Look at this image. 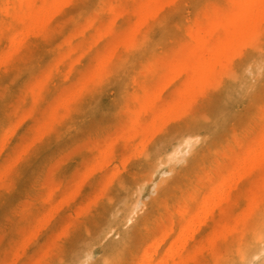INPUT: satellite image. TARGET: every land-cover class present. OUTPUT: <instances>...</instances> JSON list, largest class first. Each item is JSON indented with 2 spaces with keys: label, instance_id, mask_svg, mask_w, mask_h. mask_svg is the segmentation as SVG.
<instances>
[{
  "label": "rangeland",
  "instance_id": "rangeland-1",
  "mask_svg": "<svg viewBox=\"0 0 264 264\" xmlns=\"http://www.w3.org/2000/svg\"><path fill=\"white\" fill-rule=\"evenodd\" d=\"M6 1H8V0H4L3 2L7 3ZM72 1L73 0L68 2L67 5L65 6L66 9L64 8L62 10V11L65 10L64 12L66 14L64 12L60 11L50 21V24L52 22V25L50 28L53 27L52 30L55 33H53L52 31L50 32L51 29H49V31L47 29L45 31L46 35L45 34L41 35V37H40L41 39H39V37L35 36V38H33V40L30 43L27 42L26 45L22 46V48L24 50H22V48H21L19 50L20 52H17L18 54H15L16 58L14 60L9 61V63H7L8 61L7 62L4 61L3 64L0 63V68H1L0 69V74H1L0 75V79H1V81H0V143H1V146L5 142L4 139H6V142H5L4 146L2 147V151H0L1 152L0 153V169L2 170V172H0V182L1 183L4 182L7 185L11 184L13 182V184L9 185L8 188L6 187L7 185H5V187H4V185L0 183V264H7V262H9L8 264H18V263H20V264H22V263L23 264H43L45 261L46 262L44 264H48V263L49 264H67V261H69L70 259H71V261L74 260V264H104L107 260L112 264L113 260L110 259V256L113 257V255L115 256L114 259L117 262V263L115 262L116 264H135L136 262L138 264H140L141 263L140 261L142 258H137V256L140 257V256L144 255V253H145V252H143L144 246H148L149 244H153L154 242H152V241L154 239L156 240V236H157L158 243L160 241L159 246H158V244L154 243L153 244V251H151L152 249L149 250L152 246L149 249H147L148 251H151L152 253L154 252V250L157 251V253L154 252L152 254V255H154L153 256V264H155L158 261V257H159V261L162 258H165L164 254L165 253L167 254V252H168L167 249L169 250L170 246H172L170 244H173L174 239L177 238L176 236H178V234L180 236L181 235L180 232L184 231V229L186 228V226H184V223H187V225H189L187 227L188 229H189V227H191V228L197 229V230L194 231L192 229V231H191V229L190 230L186 229L189 231L188 232L189 235H186L187 232H185V235L183 236L184 239L183 238L181 239V240H183L182 242H180L179 239H176L175 243H177V246H178L179 242L182 244H183V242H185V243L183 244V246L180 245V243H179V245L182 246L183 248L176 247V248H179V249L181 248V249L178 250L179 251L178 254L175 253L176 255L174 258L172 256L171 258L168 257V260L166 259V262L168 264H174V263H172V258L174 261V260H176V258L178 259V256H179L178 260L182 259V261L181 262L179 261V263H176L177 262V260H176L175 261L176 264H180V263L181 264H189V262H191L192 264L194 262L195 263L198 262L201 264V263L205 262L206 258H207V262H206L207 264H221V263L222 264H250V262L252 264H264V253H261V254H259L258 257L254 258V254L260 253L261 250H260L259 243H256V241H254L252 238L253 232L257 231L259 229V227H261L263 225L262 222L264 221V217H263L264 205H258V206L252 205V200L258 201L264 196V163L261 164V166H259L255 171H253L251 173L250 172L245 173L244 175L242 174V176H244V177L240 176L242 178H239L238 175H237L238 177H236L235 176L236 173H234L236 171H233L234 168L239 165L238 160L240 159V157L243 158L242 155L245 156V154H247L245 152L246 151L248 152V149L250 147L248 146L249 147L248 148V147H246V145H248V144L252 145V142H253L252 140L254 139V137H255V139H256V137H259L260 136V135H258L259 132L261 133L262 130L264 129V127H263L264 126V106H263L264 105V66H263L264 63L260 59L259 60L257 59V58H259L258 56H249V55L244 54L242 52V49L244 48L243 47L240 51L238 59L235 62H228L226 65H224V67L222 68L221 71H219L218 73L214 74L211 77V79L207 82V84H205L203 87H197L194 91L191 92V94L187 93L188 92L187 89L190 88L189 84L194 83L193 80L192 81L188 80L192 77V76H190V78H189V74L191 72V71H189V69L191 67L190 62H191L192 58L191 57L188 58L191 55L192 51L194 50V47H193L194 46V40L192 37L198 31L204 30L207 27L206 24H208L211 21V18H212V20H214V19L219 20L221 17L223 18L225 16V14H227V12H229V10L232 9L233 4H234L233 0H225V1L223 0L224 3L219 2L222 0H215L216 3L215 2L213 3L214 0H206V1L204 0L205 3L203 2V0H178L176 3L164 4L165 8L163 9V12L157 14V16L153 17L150 21H148L147 23H145L143 25L142 29L140 30V34H139L140 36L143 35L141 37L139 36L141 41L140 40L136 41L134 43V45H132V47H130L129 49H125V48L121 49L120 46L123 43H125L126 41H128L127 39L131 34V33L129 34V31H131L129 29V27L134 26L135 23H132V22L137 20V17H138L137 16V4H136L135 0H133L134 2H132V0H131V2H129L130 0H127V1L126 0H122V1H120V0H107V1L106 0H103V1L102 0L101 1L100 0H82L80 2H79V0H74L73 3H72ZM9 2H11V0H9ZM76 2H78V3H76ZM104 2L106 4H104ZM110 2H111V4H110ZM217 2H219L220 6L218 5ZM80 3L83 7L80 5ZM82 3L85 5H83ZM119 3H120V5H123V6L119 7ZM108 4H110V5H108ZM184 4H185V6H184ZM211 4H213V5H211ZM223 4H225V5L227 4V5L225 6ZM208 5H209V7H207ZM221 5H222V7H221ZM100 6L101 7L103 6L102 9L106 13H103L102 9H100L101 8ZM134 6L136 7V9ZM198 6H199V8H198ZM68 8H69V10H67ZM81 8H82V11H81ZM126 8H127V10H126ZM205 8L207 9V11L205 10ZM123 9H125L126 11ZM177 9H179V10H177ZM180 9L181 10L184 9V10H182V12H181ZM130 10H133V13ZM81 12H83L85 15L80 14ZM172 12H173V14H171ZM101 13H102V16L104 17V20H102V16L100 15ZM109 13L111 14V17H114V18H111L109 16ZM198 13L199 14L202 13V14L199 16ZM59 14L65 15L66 17L60 16ZM78 14H80L82 16H78ZM58 15H59V17H58L59 20L56 18V16H58ZM96 15H100L101 17H99V16L96 17ZM131 15L132 16L136 15V17L133 16V18H132ZM163 15H164L166 20L168 18L169 19L166 21L163 18ZM128 16H131V18L134 21L131 18H129ZM98 17H99V19H98ZM160 17H161V23L159 21ZM54 18L57 19L58 22H60L58 24L59 26L61 23H64V22H62V21H64V19L67 20V23L65 21L66 25L63 26L64 28H62V24L60 27L57 24L55 25L54 24V21H55ZM199 18L201 19V21ZM60 19H61V21H60ZM95 19H98V20L95 21ZM105 19H106V21H105ZM127 19H129V21ZM155 19H156V21H159L158 23H160L159 24L160 26L157 24ZM193 19H194V21H192ZM89 20H91V22ZM101 20L103 22H101ZM125 20H127L128 22L127 21L125 22ZM130 20H132L131 25L133 24V26L130 25ZM163 20L165 21L164 22L165 24L163 23ZM185 20H187V21H185ZM113 21H115V22H113ZM204 21H207V22H205V24H204V23H202ZM58 22L56 21V23H58ZM87 22H89V23H87ZM104 22H106V23H104ZM102 23H104L106 25L103 26ZM153 24H157V25L155 26ZM161 24H162V26H161ZM163 24L166 26H164ZM182 24L184 25V27ZM54 25L58 26V27L56 28ZM95 25L97 27H99L100 29L96 28ZM101 25L103 26L102 27L103 29L100 27ZM109 25H112V26L110 27ZM150 25H153L155 27L154 28H153V26L150 27ZM108 27H110V28L108 29ZM112 27L114 28V30L112 29ZM148 27L150 28V31H148L149 30ZM164 27L167 28L168 32H167L166 28L164 30ZM187 27H188V29H187ZM60 28H62V29H60ZM95 28H96V30H95ZM183 28H186V29L184 30ZM54 30H56V31H54ZM77 30H79V31H77ZM151 30L153 31V33ZM181 30H183V31L181 32ZM70 32H73V33H70ZM90 32L93 33L94 35L90 34ZM146 32H149V33H146ZM47 33H49L50 35ZM165 33H166V35H164ZM71 34H72V36H71ZM89 34L92 35L91 36L92 38L91 37L88 38ZM65 35L67 38H65V40H63ZM68 35H70V36L68 37ZM144 35L147 38L150 37L149 42H148V39L146 40ZM58 36H60V37H58ZM120 36H121V38H119ZM126 36H128L127 39H126ZM83 37H85V40H86V38L89 39V41H88L89 43L87 42V40L86 41L83 40ZM116 37L119 38V40ZM107 38H109V39H107ZM142 38H144V39H142ZM167 38H168V41H167ZM171 38L173 40L176 38L178 41L174 40L176 42L175 43L174 41H172ZM45 39L48 41H46ZM79 39H82V40H79ZM113 39H114V42H113ZM116 39L118 40V42ZM161 39H164L165 43L163 40L161 41ZM187 39H189V41H187ZM35 40L36 41L38 40V43ZM50 40L51 41L57 40L56 42L58 44H56L55 41L51 42ZM58 40H59V42H58ZM61 40L63 41L62 44L60 42ZM40 41H41V45H38V44H40ZM115 41L118 44L120 41L122 43L119 45L118 44L113 45V43H115ZM3 42H4V40L0 41V44H1L0 45V50H1L0 55L4 54L6 51H8L10 49L9 48L10 44H8L10 42L9 41H5V43H3ZM77 42H79V43H77ZM177 42H178V44H177ZM183 42H184V45H183ZM34 43H36V44H34ZM85 43H86V45H85ZM140 43H142L143 45L142 44L139 45ZM146 43L149 46L146 45ZM157 43H158V45H157ZM160 43H164V45H162ZM79 44H83V45H79ZM87 44H89V45H87ZM153 44H155L154 46H156V47L158 46V47L157 48L153 47L152 46ZM76 45L79 47H77ZM103 45L105 48H107V49L109 48V52H111L112 56L117 57V58H115L117 60L114 59L113 62L109 63V65H111V66L114 65V68L116 71L120 69L119 71H117L118 74H116V73L111 74V72L113 73V71L114 72H116V71L112 70L113 67L112 68L108 67L109 65L105 67L104 71H98L99 70L98 64L100 63L102 58H106V56L108 55V54H106V52H108V51L106 49H104ZM108 45L111 48L108 47ZM136 45H139V46H136ZM2 46H4V47H2ZM65 46H67V47H65ZM68 46L70 49L68 48ZM70 46H72V47H70ZM80 46H83V47L81 48ZM115 46H116L115 49H117V50L114 49L115 51H113V48ZM117 46H119V47H117ZM170 46H172V47H170ZM54 47H55V49L56 48L57 49L55 50ZM101 47H103V48H101ZM144 47H146V49ZM66 48L68 49V52H67ZM79 48H80V50H83V52L80 51ZM172 48L174 50H172ZM27 49H31V50H29L31 52H27L28 51ZM63 49H65V52ZM119 49H120L121 53L119 52ZM138 49H139V51H136ZM54 50H55V52H54ZM59 50H61V51H59ZM84 50H86V51H84ZM88 50H89V52H88ZM90 50H91V52H90ZM94 50H96V52H94ZM151 50H159V51H152L151 55H153L155 53H157V54H155L156 56L155 55L150 56L149 51H151ZM179 50L183 51V52H181L182 54L180 53L181 54L180 56L177 55V54H179V52H178ZM189 50L191 53H189ZM22 51H24L23 54H22ZM141 51H142V53H141L142 56L139 55V53ZM169 51H170V53H171V51H173L174 54L171 53V56H169V54H170ZM104 52L106 54L105 56H103ZM137 52H139V53H137ZM164 52H166V53H164ZM62 53L64 55H62ZM91 53L92 54L94 53V54L92 55ZM167 53H168V56L166 55ZM56 54H59V55L57 56ZM85 54H87V55H85ZM117 54H119V55H117ZM73 55H75V56H73ZM94 55H95L96 59H95ZM111 55H108V56H111ZM123 55H124V57H122ZM159 55H161V56H159ZM174 55H177L178 57H176ZM71 56H73L74 58ZM158 56L160 58H158ZM163 56H164V58H162ZM156 57L159 60L155 61ZM165 57H167V58H165ZM68 58H71L72 60L70 59L71 61L68 60V62H67ZM97 58H99V59H97ZM121 58L123 60V63H122V61L120 62ZM93 59H95V63H96L95 65H94ZM151 59L154 60L155 62L152 61ZM161 59H163V61ZM166 59L167 60L171 59L173 61H175L177 59V61H175V62H177L175 64V68L173 65L174 62L172 61L173 66H171V60L168 62ZM17 61H19V62H17ZM118 61L123 65H124V61H125V63L127 62L128 66L126 65L125 67L126 68L128 67L129 69H127V71H126L125 67L123 65H121L120 63H114V62H118ZM135 61H137V63ZM260 61L262 62V64H260L261 63ZM64 62H65V64L63 65L62 63H64ZM69 62H70V65H69ZM146 62H148L150 64V65L148 64V67H146L147 65L146 66L144 65L145 67L143 66V63L146 64ZM15 63H18L16 65L18 68L14 65ZM154 63H156V64H154ZM178 63H179V65H178ZM115 64H116V67H115ZM4 65H6V66H4ZM117 65H121V66H119V68H118ZM153 65H155L154 67L157 66L156 68H158V69L154 68ZM260 65H262L261 68L259 67ZM2 66H4V67H2ZM62 67H63V69H62ZM74 67H75V69H74ZM142 67L146 68V70L144 68H143V70H141ZM179 67L180 68L185 67L184 69L188 68L187 72L184 74H179L180 71H177L180 69ZM253 67L256 68V70L258 68V70L257 71L255 70V72H254V70L251 69ZM2 68H4V69H2ZM5 68L7 70H5ZM72 68H73V70H72ZM91 68H92V70H91ZM116 68H118V69H116ZM159 68L161 70L163 69L162 75H161L162 72L161 73L159 72V74L157 72V71H161ZM247 68L251 72H249V70ZM68 69H69V71H68ZM95 69H96V71H95ZM107 69L108 70L110 69L109 70L110 73H109V71H107ZM130 69H132V71ZM245 69H246L247 73H245V71H244ZM121 70H123V71H121ZM228 70H229L230 74L228 73ZM240 70H241V74H240ZM94 71H95V73H94ZM145 71H146V73H145ZM147 71L151 72V73H148ZM153 71L155 73H157L158 75L155 74L156 75L155 76ZM6 72H7V74H5ZM31 72H33V73H31ZM169 72H171V73H169ZM236 72H238V73H236ZM93 73H94V75H93ZM147 73H148V75H146ZM174 73L175 74L177 73L178 76L175 75ZM249 73H250V75L248 76L247 74H249ZM29 74L31 76L30 78H29ZM109 74H111L112 76H109ZM138 74H139V77L137 76ZM169 74H170V78H169V76H167ZM238 74H240V75L238 76ZM13 75H14V77H13ZM142 75H143V78H141ZM149 75H151V76L148 77ZM152 75L154 76L155 79L150 80L153 78ZM108 76L111 78L113 76L117 78L118 82L116 83V86L111 87L110 89L109 88H104V89L99 88L98 85L100 84V82H106L107 80L110 79V78H107ZM144 76H147L148 78L145 79ZM157 76H159V78L161 76V78L159 79ZM163 76L166 79L168 78V80L166 81V79ZM233 76L235 77V79L237 77L238 78L240 76L241 77L239 79L237 78V80H233ZM61 77H62V79H61ZM86 77H88V78H86ZM162 78H163V83H160L162 81ZM193 78H194V80L197 79V77H194V75H193ZM193 78H191V79H193ZM63 79H64V81H66V80H68V81L64 82ZM142 79H143V82H142ZM148 79L151 81L150 84H149L150 81ZM156 79H158V81H157L158 84L159 83L163 84V87L158 88L159 90L157 91V93H159L160 91L161 92L159 94L156 93L157 95L154 96L155 95L154 92H156L158 84H157V82L153 84L152 81L155 82ZM146 80H148L149 82L144 83ZM169 80H171V83L168 82ZM35 81L39 82V83H36ZM79 81H82V82L79 83ZM123 81L126 82L127 84L124 83ZM138 81H140L139 84H138ZM164 81L168 82L169 84L164 82ZM63 82H64V84H63ZM67 82H68V84H67ZM141 82H142V84H141ZM178 82L180 85L177 84ZM183 82H184V84H182ZM84 83L87 85H85ZM91 83L93 85H95V84L97 85V86L95 85L96 86L95 91H94V86H92ZM165 83L168 84L167 87L164 86ZM31 84H33V85H31ZM65 84H67V85H65ZM140 84L141 85L147 84V85L146 86L143 85L144 86V88H143ZM42 85H44V87ZM124 85H127V86H124ZM151 85H153V87ZM90 86H91V88H90ZM149 86H151L153 88L151 90L154 91L153 96H154L155 102H154V99L152 97V94H151L152 91H150ZM73 87H74V89H73ZM159 87H161V86H159ZM28 88H29V90H28ZM163 88H164V91H162ZM44 89H45V91H43ZM145 89H149V91L145 90ZM240 89H242V90L240 91ZM91 90H92V92H91ZM196 90H197V92H196ZM79 91L80 92L85 91V92H87V94H84L85 92H83V93L81 92L83 94L82 95V94H80ZM44 92H45V94H42ZM148 92H149V94H148ZM166 92H168V94ZM183 93H185V95ZM238 93H239V95H238ZM63 94H65V95H63ZM72 94L74 95L73 97L75 100L74 99H72V101L68 100V99H71L69 97ZM140 94H142V96H141L142 99L139 98ZM164 94H165V96L170 95L167 98H169L173 95V98L172 97H171V99L169 98L170 100L168 101V99H166ZM66 95H68V96H66ZM159 95H160V98H159ZM39 96L42 99L38 98ZM62 96H64V97H62ZM61 98H63V101ZM132 98H134V99H132ZM151 98H152V100H150ZM174 98H177L176 102H175ZM182 98H184L185 101H186V98L188 99L187 105L182 104V103H185L184 99H182ZM60 99H61L62 103L60 102ZM78 99H81V100H79L80 102L78 101ZM32 100L34 102H37V103H34ZM43 100H45V101H43ZM64 100H65V102H64ZM148 100H150L152 102L150 103V101H149V103H148ZM39 101H41V102H39ZM131 101H132V104H131ZM134 101H135V104H137L139 106V108L137 105L135 106ZM32 104H35V105H33L34 108H33V106H31ZM63 104H67L68 106L66 105V107H65V105H63ZM69 104L70 105L72 104V105L70 106ZM165 104L167 106L170 104L169 105L170 107L168 106V108H167V106ZM178 104H179V108L177 107ZM58 105H59V108L57 109V107H55V106H58ZM129 105H130V107H129ZM131 105H132V107H131ZM143 105H147V106L149 105L148 106L149 108H143ZM21 106L23 107V109ZM27 106L32 107V108H28ZM51 106H53V110L58 111L60 109L58 111L60 114L58 112L57 113L59 115L56 114L55 113L56 111L51 112V110H52ZM133 106H134V108H133ZM67 107H70V108H67ZM73 107H75V108H73ZM140 108L142 109L141 111H140ZM17 109L19 111H17ZM28 109L32 110V111H29ZM63 109H64V111H63ZM71 109H74V111ZM175 109L177 110V112L175 111ZM155 110L157 112L153 113V111H155ZM72 111H73V113H72ZM135 111L137 112V114L134 116L133 114H135ZM28 112H30V113H28ZM149 112L153 114L152 118L154 116L157 117V118L154 117L156 120V121L154 120V122H156V123H154L155 125L151 123V121H153V120H152V118L150 116L151 114ZM223 112H225L224 114L227 115L226 117H225V115H223ZM22 113H23V116H22ZM53 113H55V115ZM165 113L168 115H166ZM69 114H70V116H69ZM46 115H48V116H46ZM148 115H149L150 119H149ZM25 116L27 117V119ZM49 116L52 118L49 119L50 118ZM55 116H56V118H55ZM58 116H60V117H58ZM63 116H64V118H63ZM137 116H139L140 121H141V119H143L145 121L142 120V122H140V123L137 122L138 121ZM146 116L149 119V121L146 120L147 119ZM163 116H165V117L167 116V118L169 120L165 117H164L165 118V120H164ZM127 117H129L128 120H131V122L132 121L135 122L134 126H133V124L129 123L130 121L128 122L129 125L126 124L127 120H125V119H127ZM188 117H190L191 119H189ZM195 117L198 118L199 121L198 120L195 121ZM20 118L23 119L22 120L23 122L20 120ZM47 118L49 120H51V122H49ZM144 118H146V119H144ZM184 118H186V120H183ZM208 118H210L211 120ZM60 119H63V121L61 122V124H57L61 121ZM134 119L136 121H134ZM187 119H188V121H187ZM214 119H215V122H214ZM19 120L21 122H19V124L14 125V123H17L16 121H19ZM208 120H210V121H208ZM42 121L45 122L44 124L46 126L43 125ZM207 121L210 122L211 124L208 123ZM203 122H207V123H203ZM212 122H214L215 125H212L213 124ZM40 123H42V124H40ZM196 123H197V125H196ZM38 124H39V126H38ZM12 125H14V126H12ZM47 125H48V127H47ZM53 125H55V126H53ZM34 126L36 129L34 128ZM37 126H38V128H37ZM51 126H53V127H51ZM125 126H128V127L131 126L132 128L130 127V129H129L127 127L128 129L126 130ZM153 126L155 128H153ZM9 127H13V128H9ZM5 128L7 130L9 128V130H8L9 132L7 131L8 133H6V134H5V130H6ZM43 129H45V130H43ZM153 129H154V131H153ZM125 130H126V133H125ZM132 130L134 132H132ZM44 131H46V133H44ZM47 131H49V132H47ZM122 131H123V133H122ZM135 131H138L137 135H136ZM178 131L180 133H178ZM148 132H149V135H148ZM173 132H175V133H173ZM42 133H44V135H41ZM33 134L34 135L37 134L36 135L37 140L34 136V138H33L34 141L32 142ZM117 135L120 137L118 138ZM113 137L116 140L118 139L117 142H116V140H115V142L110 140L111 138L114 140ZM142 137H144L143 138L144 141H143ZM102 139H104V140L107 139L109 142L112 141V142L108 143V145L113 144V142H114V145H112V146L109 145L110 147L108 145H104L105 141ZM196 139H198V141ZM35 140H36V142L37 141H39V142L36 143ZM41 140H43V141H41ZM107 140H106V144L108 142ZM140 140H142L143 142L140 143ZM2 141H4V142H2ZM119 141H121V142H119ZM27 142L29 145L25 144ZM97 142H99V145L97 144V146L94 149H92L94 144ZM23 143L25 144L23 147L29 146L28 148L25 147L24 148L25 150L21 147L23 145ZM100 143L102 145H104L105 147L101 145V147H100L101 149H100L98 147V146H100ZM30 144H31V146H30ZM116 144H117V146H116ZM184 144H185V146H184ZM187 144L193 145V146H188ZM123 145H125V150L127 149L126 150L127 152H125L124 148H122ZM106 146H108L109 148H107ZM31 147H34V150H32ZM102 147H103V150H102ZM115 147H116V149H115ZM188 147L190 149V152H189ZM237 147H238V150H237ZM243 147H245V148H243ZM3 148H4V150H3ZM26 148H27V150H26ZM186 148L188 150H186ZM8 149H9V151L7 152ZM88 149H89V151H88ZM104 149H106V151H108L109 153L106 152ZM0 150H1V148H0ZM17 150H19V151H17ZM31 150H32V153H31ZM101 150H102V152H100ZM20 151L23 152L22 158H19L21 156ZM25 151H26V153H25ZM29 151L31 154L28 153ZM103 151H105L104 153H106V155L103 153ZM18 152H19V154H18ZM98 152L102 154V155L100 154L101 159L97 158V157H99ZM237 152H238V154H237ZM124 153H126V155ZM14 154H15V156H14ZM25 154H27V155H25ZM170 154H173V156L171 155L172 158L169 157ZM146 155H148L149 157H147ZM150 155H151V157H150ZM183 155H185V157ZM24 156L26 158H24ZM15 157L18 158L19 160L20 159L21 160L19 161L17 159V161H18L17 162ZM103 157H106V158L103 159ZM173 157H175V158H173ZM11 158L15 159V160H13L15 163L11 162L12 161ZM147 158H149V159L147 160ZM24 159L27 163L26 162L24 163ZM95 159H97L96 160L97 165L96 164L94 165ZM4 161L6 163H4ZM62 161L64 163L60 164V162H62ZM102 161H104V163ZM22 162H23V164H22ZM10 163H12V164H10ZM90 163H93V165H94L92 167L91 171H89L90 166L88 167V165H90ZM2 164L4 165L3 167H1ZM8 164H10V165L8 166ZM14 164H16V165H14ZM59 164L61 165V167H59L60 166ZM10 166H12V167L8 168ZM15 166H17V167H15ZM91 166H92V164H91ZM43 167H44V169H43ZM228 167H230L231 169L233 168V169L230 171V168H228ZM45 169H46V171H45ZM87 169H89V170L87 171ZM225 169H226V171H225ZM24 170L26 172H24ZM39 170L41 171V174L39 173L40 172ZM37 171H39V172H37ZM86 171L88 173H86ZM229 171L231 172V174ZM11 172H12V175L10 174ZM227 173L230 174V178H229V179H231L230 181H227V179L225 181L223 178L224 176H226L225 174H227ZM36 174H38V175H36ZM229 174H227L228 177H229ZM14 175H15V178H13ZM42 175H43V177H42ZM8 176H10L12 178H10ZM234 176L236 177V179H240V180L237 182V180L235 179V181L233 182V180L235 178ZM108 177L111 179H108ZM114 177H115V179H114ZM34 178H36V179H34ZM39 178H41V180ZM232 178H233V180H232ZM45 179H46V182L44 181ZM105 179L109 180V181L106 182ZM219 179H220V181H221V179H223L222 182L217 181ZM7 180L10 182L6 183V182H8ZM82 180H83V182H82ZM215 180H216V182H218V184H216ZM47 181H48V183H47ZM104 181L107 183V186L105 185ZM41 182H42V184H41ZM124 182H126V183L124 184ZM206 182H208L207 183L208 185L206 184ZM211 182L216 184L217 186H219V184L222 183L223 185L222 184H220V185H222L225 188L228 187V188H226L227 190L226 189L224 190V188L222 189V186H220L221 187L220 190H224V192H227L228 190L230 191L229 193L227 192V194L224 193L225 196H224L223 200H220L221 199V198H219L220 195L218 196L217 194H215V195L212 194L214 192L210 191ZM225 182H229L230 184L232 183L231 184L232 187H229L230 184L225 183ZM77 183L79 185V188L77 185V188L79 190L76 189V187H74V185ZM128 183H129V185H128ZM54 184H56V185H54ZM204 184H205V186H204ZM112 185H114V186H112ZM206 185L209 187V190H208V187L204 189V187H206ZM243 185H244V188H243ZM54 186H55V188H54ZM126 186H128V187H126ZM240 186H242V188ZM10 187H12V189H9ZM21 187L22 188L25 187V188L21 189V191H20ZM45 187H48V188H45ZM109 187H110V189H109ZM213 187H215V186L213 185ZM64 188H66V190ZM1 189H2V191H1ZM26 189H27V191H26ZM47 189H48V191H47ZM61 189L62 190L64 189V191H62ZM50 190H52L53 193ZM74 190H75V192H73ZM121 190L123 193L121 192ZM206 190H208V191L206 192ZM56 191H57V193H56ZM236 191L241 193V194H239V196H241V195L243 196V198L239 199V201H237L238 200L237 199L238 193ZM19 192L22 195H20ZM68 192H72V194H74V195L72 196L71 193L69 194ZM209 192H211V193H209ZM234 192H235V194H234ZM14 193H15V195H14ZM16 193H17V196H16ZM46 194H47V196H46ZM205 194L207 195V197H208V195H210V198H212V195L215 196L213 198H215L214 200L216 201V202H214L213 199L209 198L211 201L214 202V205L212 206V208L210 206V208H209L210 211L208 214H207L206 210H205V213L203 211H201L202 206H200V204L198 203L199 200H201V201L204 199L207 200V197H204V196H206ZM216 195L218 196L219 199L216 198ZM61 196H63L62 199L65 197H67L68 199H63L62 200L63 202L57 203L56 201H61L60 200ZM178 196H180V198ZM232 196L235 198V200H233ZM239 196H238V198H239ZM21 197H22V199H21ZM42 198H44V199H42ZM107 198H110L111 200L107 199ZM31 199L33 200V202L29 204V201H32ZM34 199H35V201H34ZM52 199H53V203H52ZM49 200H50V203H49ZM173 200H174V202H173ZM210 200H209V202H210ZM231 200H233V201H231ZM5 201H7V202H5ZM26 201H28V203ZM55 202H56V205L58 204L56 206L58 208V210L55 209V207H54V209L50 208L53 205H55ZM139 203H141V205ZM165 203H166V206L164 208L163 206L165 205ZM194 203H195V205H194ZM191 204L194 205V209L191 208V207H193V205H191ZM29 205H31V206H29ZM176 205H177V207H176ZM210 205H212V204H210ZM198 206L200 207L201 214L198 210L199 209ZM197 207H198V209H197ZM49 208L51 209V211L49 210L50 212L47 211V209H49ZM162 208L164 210H166V212H164L165 214L163 213ZM250 208H252V209H250ZM196 209L198 210V213H195V216H196V214H200L201 217L199 216V219L202 218L201 219V221H202L201 225H198L201 222V221L199 222L198 220L195 221L196 223L193 220H191L192 224L190 222H188L191 218H193L194 210H196ZM52 210L55 212V214L53 212V215L51 214ZM186 210L189 211L188 212L189 213L188 218L190 217L189 219L188 218L184 219L182 217V214ZM234 210H238V211H235L236 213H234ZM43 212L46 213L45 216L43 215L44 214ZM88 212H89V214H88ZM159 212L162 215H160ZM248 212H250V214ZM48 213H50V217L47 216ZM86 214H88V215H86ZM191 214H193V216ZM202 214L204 215V217L202 216ZM205 214L207 217L205 216ZM238 214H239V216H238ZM41 215L44 216L43 219L46 217V220L44 219V221H43ZM154 215L157 217H155ZM195 216H194V219H196ZM221 216H223V217H221ZM230 216H232V217H230ZM38 217H41V220H38V221H41L40 223L37 221ZM80 217H82V218H80ZM197 217H198V215H197ZM156 218H158L157 221H156ZM182 218H183L184 222L181 221ZM227 218H229V220ZM38 219H40V218H38ZM151 219H153L154 221H152ZM218 219L219 220L221 219V220L218 222ZM130 220H131V222H129ZM185 220H186V222H185ZM214 220L217 222V224H216V222H214ZM72 221H74V222H72ZM151 221H152V223H151ZM169 221L171 222V224ZM238 221H239V223H238ZM36 222H38V223H36ZM52 222H54V223L52 224ZM97 222L99 225L97 224ZM167 222L169 225H167ZM222 222H224V223H222ZM143 223L146 224V226H145L146 228L144 227ZM177 223L181 224V225H176ZM64 224H65V226H64ZM164 224H165V226H164ZM196 224L198 226H196ZM140 225L142 227H140ZM161 225H162V228H161ZM206 225H207V227L208 226L209 227L207 228ZM214 225L217 227H215ZM150 227H152V229L156 228L155 229L156 231L152 230ZM183 227H185V228H183ZM212 227H213V229H211ZM149 228H150V230H149ZM160 228H161V230H160ZM34 229H35V232H34ZM235 229H237V231L239 229V232L236 234H233V231ZM243 229H247L248 234H250V236H248V234L246 236L241 235V234H243ZM31 230H33V231L31 232ZM158 230H160V231H158ZM38 231H39V233H37ZM88 231L91 232V234ZM144 231H145V235H144ZM151 231L152 232L154 231L155 235H153L154 233L152 234ZM62 232H64V233H62ZM69 232H71V235H72V243L68 246H64L60 243V239H61V237L66 236ZM147 232H148V234H147ZM149 232H150V234H149ZM173 232H176V233H173ZM208 232H209V234L206 236L201 235L202 233L207 234ZM29 233H30V235H31V233H33V235H31L33 239L30 236H28ZM130 233H132V234L130 235ZM221 233H222V235H221ZM140 234H141V236H139ZM162 234H164V237ZM212 234H214V235H212ZM50 235H53L54 238H53V236H50ZM84 235H86L88 237H86ZM146 235H148V236H146ZM149 235L150 236L152 235V236L150 237ZM158 235H162L163 238H161V236H159L160 238H158ZM209 235H210V237H209ZM131 236H132V238H131ZM202 236H203V238H201ZM234 236H236L237 238H234ZM23 237H26V238L29 237V238L26 239V242L25 241L21 242L22 239L24 240ZM129 237L132 241L129 239ZM140 237H142V238H140ZM145 237H146V239H145ZM186 237L188 238V240H186ZM205 237L209 238V239H205ZM34 238H36V239H34ZM147 238H149V241H147L148 243H146V240H148ZM178 238H180V237H178ZM232 238L236 239V240H234V243H233V241L231 243V240H233ZM29 239L30 240L32 239V240L30 241ZM151 239H153V240H151ZM161 239H162V241H161ZM199 239L202 242H204L206 240V241H209L210 243L205 241V243L201 244L199 241H197V242L195 241V240H199ZM201 239H203V240H201ZM141 240L142 241L144 240L145 242L143 241L144 242L143 243V242H141ZM177 240H179V242ZM51 242H53V245L56 244L55 246H57V244H58V246H57L58 248L57 247L54 248L52 245H50ZM87 242H89V243L87 244ZM192 242L194 243L195 247H193V245L191 247V244H193ZM227 242H229L232 245V248H231V245ZM22 243H24V245H27L29 243L28 244L29 247L27 246L28 248H26V253H25V247L26 246L23 247L24 245H22ZM196 243L199 244V247H198L199 249L197 248V245H195ZM44 244H45V246L47 245L46 247H49V250H48V248H46L44 246ZM125 244H129V245H125ZM140 244H141V246H140ZM188 244L190 246H188ZM204 244L206 246H203ZM216 244H218L217 247H219L220 244L221 245L223 244L224 247H222L223 250H221V252L219 249H222V248L220 247L218 249L217 247H215ZM16 245H17V249H16ZM122 245H123V248H121ZM156 246H158V247H156ZM187 246L192 248L191 250H193V252L189 248L190 252L186 253L188 256H185L186 258L183 259V258H181V256H182V254L184 256L185 252L188 251ZM207 246H211V247H207ZM225 246H227L226 249H228V246H229V249L227 251H225L226 250ZM40 247L42 248V250ZM114 247H116V249ZM141 247H143V248H141ZM45 248H46V250H44ZM124 248L127 250H125ZM138 248L140 251H138ZM145 248H148V247H145ZM164 248H165V250H164ZM19 249L20 250L23 249V251L21 252ZM51 249L53 251L52 255H51L52 251H50ZM121 249H122V251L125 250V251H123L124 253L121 251ZM197 249H198V251H197ZM54 250L56 252L58 250V252L56 253ZM147 250H146V254L148 252ZM181 250H182V252H181ZM218 250L221 254L218 252ZM17 251L19 253H17ZM40 251H41V253H40ZM120 251L122 252L121 254H120ZM222 251H224V252H222ZM231 251H232V253H231ZM13 252H14V254H13ZM47 252H48V254H47ZM141 252L143 254H141L139 256L138 254H140ZM163 252H165V253H163ZM206 252H207V254H209V252H210L212 255L210 254L209 258L204 257L206 255ZM244 252H246L247 254L246 253L244 254ZM24 253H25V255H24ZM135 253L137 254V256L134 259L135 255H136ZM224 253H225V255H224ZM41 254H42V256H41ZM45 254H46V256H45ZM161 254H163V256ZM166 254H165V256H166ZM189 254H190V256H189ZM194 254H196V255H194ZM199 254L201 255V258H202V256L204 257L203 262L201 261L203 259L199 260L200 259ZM226 254H227V256H226ZM89 255H90V257H89ZM117 255L121 256L119 258V260H118ZM159 255L162 257L161 259H160ZM198 255H199V257H198L199 259L197 258ZM44 256H45V258H44ZM214 256H215V258H214ZM243 256H244V259L242 258ZM16 257H18V258H16ZM70 257H72V258H70ZM155 257L157 258V261L155 260V263H154V259H156ZM15 258L17 259V261ZM116 258H117V260H116ZM213 258L216 260H214ZM13 259H15V260H13ZM19 259H21V260H19ZM103 259L105 262L103 261ZM138 259H140V260H138ZM196 259L199 260L200 262L197 261ZM219 259L221 262L218 261ZM49 260H51V261H49ZM211 260H214V262L211 263ZM47 261H48V263H47ZM108 261L105 264H108ZM131 261H132V263H131ZM115 263L113 262V264H115ZM167 263H165V264H167ZM198 263H196V264H198Z\"/></svg>",
  "mask_w": 264,
  "mask_h": 264
},
{
  "label": "bare ground",
  "instance_id": "bare-ground-1",
  "mask_svg": "<svg viewBox=\"0 0 264 264\" xmlns=\"http://www.w3.org/2000/svg\"><path fill=\"white\" fill-rule=\"evenodd\" d=\"M4 0H0V41L1 40H4V42L3 43H5V41H9L10 43H8V44H10V46H9V50L8 51H6L4 54H1L0 55V63H2L3 64V62L4 61H8L7 63H9V61H12V60H14L15 58H16V55L15 54H18L17 52H20L19 50L22 48V46H24V45H26V43L27 42H31L32 40H33V38H35V36H37V37H39V39H41L40 37H41V35H43V34H45L46 35V30L48 29V31H49V29H51L50 30V32L52 31L53 32V30H52V28H50L51 27V25H52V22H51V24H50V21L52 20V18L55 16V15H57L60 11H62L64 8H65V6L67 5V3L68 2H70L71 0H11V2H9V0L8 1H6L7 3H4L3 2ZM74 1V0H73ZM73 1H72V3H73ZM80 1H82V0H79V2ZM101 1V0H100ZM99 1V2H100ZM103 1V0H102ZM107 1V0H106ZM120 1H122V0H120ZM127 1V0H126ZM125 1V2H126ZM178 0H135V2H136V4H137V20H133L132 18H133V16H132V18H131V16H128L129 18H131L134 22H132V23H135L134 24V26H133V24L131 25V21L132 20H130V25L131 26H133V27H129V29L131 30V31H129V34H130V36L128 37V36H126V39H127V37H128V41H126L125 43H123L121 46H120V48L121 49H123V48H125V49H129L130 47H132V45H134V43L136 42V41H138V40H140L141 41V39L139 38V34H140V30L142 29V27H143V25L145 24V23H147L148 21H150L153 17H155V16H157V14H159V13H161V12H163V9L165 8V5L164 4H169V3H176ZM206 1V0H205ZM225 1V0H224ZM129 2H131V0L129 1ZM132 2H134L133 0H132ZM203 2H204V0H203ZM215 2V0L213 1V3ZM219 2H223V0L222 1H219ZM219 2H217L218 3V5H219ZM75 3V2H74ZM76 3H78V2H76ZM86 3V2H85ZM88 3V2H87ZM205 3V2H204ZM216 3V2H215ZM224 3V2H223ZM233 7H232V9H230L229 10V12H227V14H225V16L222 18H220L219 20H212V18H211V21L208 23V24H206V28L204 29V30H202V31H198L192 38H193V40H194V50L192 51V53L190 52V50H189V53H191V55L188 57V58H192L191 59V62H190V64H191V67H190V69H189V71H191L190 72V74H189V78H190V76H192L191 78H193V75H194V77H197V79H195L194 80V78L193 79H188L189 81H194V85L193 84H189V89H187L188 90V94H191V92L192 91H194L197 87H203L205 84H207V82L211 79V77L214 75V74H216V73H218L219 71H221L222 70V68L224 67V65H226L228 62H235L237 59H238V56H239V54H240V51H241V49L248 43V41L250 40V38H251V36L258 30V27H259V11H258V9H252V8H249V7H247V5H249V4H254V3H256V4H258L259 3V0H233ZM83 4V3H82ZM104 4H106L105 2H104ZM110 4H111V2H110ZM110 4H108V5H110ZM117 4V3H116ZM124 4V3H123ZM131 4V3H130ZM186 4V3H185ZM185 4H184V6H185ZM78 5V4H77ZM80 5H81V3H80ZM83 5H85V4H83ZM98 5V4H97ZM100 5V4H99ZM211 5H213V4H211ZM217 5V6H218ZM223 5H225V4H223ZM227 5V4H226ZM225 5V6H226ZM82 6V5H81ZM121 6H123V5H120V3H119V7H121ZM136 6V5H135ZM134 6V7H135ZM192 6V5H191ZM220 6V5H219ZM229 6V5H228ZM72 7V6H71ZM83 7V6H82ZM87 7V6H86ZM101 7V6H100ZM103 7V6H102ZM102 7L100 8V9H102ZM106 7V6H105ZM113 7V6H112ZM118 7V6H117ZM207 7H209V5L207 6ZM221 7H222V5H221ZM70 8V7H69ZM69 8L67 9V10H69ZM98 8V7H97ZM124 8V7H123ZM186 8V7H185ZM184 8V9H185ZM198 8H199V6H198ZM220 8V7H219ZM66 9V8H65ZM80 9V8H79ZM107 9V8H106ZM120 9V8H119ZM135 9H136V7H135ZM184 9H182V10H184ZM215 9V8H214ZM221 9V8H220ZM71 10V9H70ZM84 10V9H83ZM123 10H125V9H123ZM126 10H127V8H126ZM125 10V11H126ZM129 10V9H128ZM170 10V9H169ZM175 10V9H174ZM177 10H179V9H177ZM181 10V9H180ZM182 10H181V12H182ZM204 10V9H203ZM205 10L207 11V9L205 8ZM65 11V10H64ZM64 11H62V12H64ZM81 11H82V8H81ZM99 11V10H98ZM101 11V10H100ZM102 11H103V9H102ZM130 11H132V13H133V10H130ZM188 11V10H187ZM209 11V10H208ZM110 12V11H109ZM115 12V11H114ZM174 12V11H173ZM173 12L171 13V14H173ZM179 12V11H178ZM199 12V11H198ZM211 12V11H210ZM223 12V11H222ZM65 13V12H64ZM100 13V12H99ZM103 13H106V12H104L103 11ZM118 13V12H117ZM130 13V12H129ZM128 13V14H129ZM204 13V12H203ZM66 14V13H65ZM80 14H84L83 12H81ZM80 14H78V16H82V15H80ZM88 14V13H87ZM98 14V13H97ZM202 13H198V15L200 16ZM209 14V13H208ZM214 14V13H213ZM60 15V14H59ZM59 15L58 16H56V18L58 19V17H59ZM85 15V14H84ZM101 16H102V13L100 14ZM100 15H96V17L97 16H99V17H101ZM130 15V14H129ZM195 15V14H194ZM60 16H65V15H60ZM107 16V15H106ZM109 16L111 17V14L109 13ZM116 16V15H115ZM123 16V15H122ZM168 16V15H167ZM66 17V16H65ZM99 17H98V19H99ZM108 17V16H107ZM134 17H136V15L134 16ZM194 17V16H193ZM62 18V17H61ZM111 18H114V17H111ZM163 18L165 19V17H164V15H163ZM189 18V17H188ZM203 18V17H202ZM55 19V18H54ZM57 19H55V21H54V24L56 25H58L60 22H58V20ZM89 19V18H88ZM91 19V18H90ZM94 19V18H93ZM98 19H95V21L96 20H98ZM107 19V18H106ZM106 19H105V21H106ZM126 19V18H125ZM135 19V18H134ZM169 19V18H168ZM167 19V20H168ZM200 19V18H199ZM92 20V19H91ZM91 20H89L90 22H91ZM102 20H104V17L102 16ZM101 20V22H103ZM128 21H129V19H127ZM127 20H125V22L127 21ZM158 20V19H157ZM166 20V19H165ZM166 20V21H167ZM56 21L58 22V23H56ZM60 21H61V19H60ZM65 21H66V23H67V20H65L64 19V21H62V22H64V23H61L62 24V28H64L63 26L64 25H66L65 24ZM109 21V20H108ZM116 21V20H115ZM115 21H113V22H115ZM127 21V22H128ZM137 21V22H136ZM155 21H156V19H155ZM160 23H161V17H160ZM159 21H156L157 22V24L159 25L160 23H158ZM185 21H187V20H185ZM192 21H194V19L192 20ZM200 21H201V19H200ZM165 21L163 20V23H164ZM189 22V21H188ZM191 22V21H190ZM205 22H207V21H204V22H202V23H204L205 24ZM87 23H89V22H87ZM100 23V22H99ZM104 23H106V22H104ZM104 23H102L103 24V26H105L106 24H104ZM112 23V22H111ZM110 23V24H111ZM61 24H60V26H61ZM101 24V23H100ZM125 24V23H124ZM157 24H153V25H157ZM165 24V23H164ZM163 24V25H164ZM172 24V23H171ZM203 24V25H204ZM54 25V26H55ZM99 25V24H98ZM126 25V24H125ZM153 25H150V27L151 26H153ZM181 25V24H180ZM183 25V24H182ZM59 26V25H58ZM58 26H55L56 28L58 27ZM59 26V27H60ZM96 26V25H95ZM102 25L100 26L101 28L103 27ZM110 27L112 26V25H109ZM115 26V25H114ZM113 26V27H114ZM155 26H153V28L155 27ZM160 26V25H159ZM158 26V27H159ZM161 26H162V24H161ZM164 26H166V25H164ZM191 26V25H190ZM66 27V26H65ZM81 27V26H80ZM110 27H108V29L110 28ZM112 27V29L114 30V28ZM128 27V26H127ZM182 27V26H181ZM183 27H184V25H183ZM62 28H60V29H62ZM96 28H98V29H100L99 27H97L96 26ZM96 28H95V30H96ZM149 28V27H148ZM165 28L166 27H164V30H165ZM203 28V27H202ZM201 28V29H202ZM59 29V30H60ZM66 29V28H65ZM80 29V28H79ZM94 29V28H93ZM103 29V28H102ZM184 30L186 29V28H183ZM187 29H188V27H187ZM192 29V28H191ZM64 30V29H63ZM111 30V29H110ZM153 30V29H152ZM151 30V31H152ZM166 30H167V28H166ZM172 30V29H171ZM178 30V29H177ZM54 31H56V30H54ZM65 31V30H64ZM63 31V32H64ZM77 31H79V30H77ZM90 31V30H89ZM148 31H150V28H149V30ZM174 31V30H173ZM180 31V30H179ZM183 30H181V32H182ZM49 32V33H50ZM59 32V31H58ZM62 32V33H63ZM69 32V31H68ZM95 32V31H94ZM167 32H168V30H167ZM49 33H47V34H49ZM53 33H55V32H53ZM70 33H73V32H70ZM107 33V32H106ZM114 33V32H113ZM112 33V34H113ZM146 33H149V32H146ZM152 33H153V31H152ZM58 34V33H57ZM90 34H93V33H91L90 32ZM89 34V36H88V38H90L92 35H90ZM142 34V33H141ZM151 34V33H150ZM169 34V33H168ZM50 35V34H49ZM94 35V34H93ZM152 35V34H151ZM162 35V34H161ZM164 35H166V33L164 34ZM176 35V34H175ZM63 36V35H62ZM61 36V37H62ZM70 35H68V37H69ZM71 36H72V34H71ZM141 36H143V35H141ZM140 36V37H141ZM145 36V35H144ZM150 36V35H149ZM43 37V36H42ZM46 37V36H45ZM58 37H60V36H58ZM86 37V36H85ZM85 37H83V40H85ZM110 37V36H109ZM162 37V36H161ZM169 37V36H168ZM173 37V36H172ZM54 38V37H53ZM65 38H67L66 37V35H65V37L63 38V40H65ZM92 38V37H91ZM117 38V37H116ZM119 38H121V36L119 37ZM119 38H117L118 40H119ZM139 38V39H138ZM145 38H146V40L148 39V42H149V39H150V37H146L145 36ZM164 38V37H163ZM166 38V37H165ZM174 38V37H173ZM106 39V38H105ZM107 39H109V38H107ZM116 39V40H117ZM142 39H144V38H142ZM172 39V38H171ZM46 40V39H45ZM60 40V39H59ZM59 40H58V42H59ZM79 40H82V39H79ZM86 40H87V42L89 41V39H87L86 38ZM85 40V41H86ZM118 40H117V42H118ZM123 40V39H122ZM121 40V41H122ZM152 40V39H151ZM164 41V43H165V40L164 39H161V41ZM174 40H176V41H178L176 38L174 39ZM173 39H172V41H174ZM36 41V40H35ZM46 41H48V40H46ZM51 41V40H50ZM55 41V43L56 44H58L56 41L57 40H54ZM54 41H51V42H54ZM108 41V40H107ZM112 41V40H111ZM119 42V44H121L122 42ZM145 41V40H144ZM143 41V42H144ZM167 41H168V38H167ZM186 41V40H185ZM187 41H189V39H187ZM37 43H38V40L36 41ZM61 42V44L63 43V41L61 40L60 41ZM80 42V41H79ZM79 42H77V43H79ZM113 42H114V39H113ZM116 41H115V43H113V45H115V44H118ZM160 42V41H159ZM170 42V41H169ZM175 42V41H174ZM2 43V44H3ZM89 43V42H88ZM139 43V42H138ZM137 43V44H138ZM152 43V42H151ZM154 43V42H153ZM164 43H160V44H162V45H164ZM176 43V42H175ZM174 43V44H175ZM189 43V42H188ZM34 44H36V43H34ZM48 44V43H47ZM105 44V43H104ZM118 44V45H119ZM142 43H140L139 45H141ZM177 44H178V42H177ZM182 44V43H181ZM186 44V43H185ZM1 45V44H0ZM38 45H41V41H40V44H38ZM65 45V44H64ZM75 45V44H74ZM79 45H83V44H79ZM85 45H86V43H85ZM87 45H89V44H87ZM139 45H136V46H139ZM143 45V44H142ZM146 45H148L147 43H146ZM155 44H153L152 46L153 47H156V46H154ZM157 45H158V43H157ZM167 45V44H166ZM183 45H184V42H183ZM35 46V45H34ZM33 46V47H34ZM50 46V45H49ZM48 46V47H49ZM77 46V45H76ZM106 46V45H105ZM149 46V45H148ZM169 46V45H168ZM2 47H4V46H2ZM1 47V48H2ZM26 47V46H25ZM30 47V46H29ZM37 47V46H36ZM43 47V46H42ZM56 47V46H55ZM55 47H54V49H55ZM64 47V46H63ZM65 47H67V46H65ZM70 47H72V46H70ZM75 47V46H74ZM77 47H79V46H77ZM81 48L83 47V46H80ZM88 47V46H87ZM99 47V46H98ZM103 47H104V45H103ZM103 47H101V48H103ZM108 47H110L109 45H108ZM117 47H119V46H117ZM142 47V46H141ZM158 47V46H157ZM156 47V48H157ZM170 47H172V46H170ZM12 48V49H11ZM28 48V47H27ZM45 48V47H44ZM43 48V49H44ZM52 48V47H51ZM68 48H69V46H68ZM86 48V47H85ZM111 48V47H110ZM116 48V46L113 48V51H115V50H117V49H115ZM140 48V47H139ZM145 49H146V47H144ZM151 48V47H150ZM162 48V47H161ZM169 48V47H168ZM40 49V48H39ZM47 49V48H46ZM57 49V48H56ZM55 49V50H56ZM60 49V48H59ZM67 49V48H66ZM70 49V48H69ZM87 49V48H86ZM100 49V48H99ZM104 49H106L108 52H106V54H108V55H111V52H109V48L107 49V48H105L104 47ZM115 49V50H114ZM143 49V48H142ZM155 49V48H154ZM171 49V48H170ZM190 49V48H189ZM11 50V51H10ZM22 50H24L23 48H22ZM28 50V51H27ZM26 51L27 52H31V51H29V50H31V49H27ZM41 50V49H40ZM55 50H54V52H55ZM64 50V52H65V49H63ZM62 50V51H63ZM79 50H80V48H79ZM92 50V49H91ZM91 50H90V52H91ZM141 50V49H140ZM150 50V49H149ZM166 50V49H165ZM172 50H174L173 48H172ZM1 51V50H0ZM16 51V52H15ZM59 51H61V50H59ZM80 51H82L83 52V50H80ZM84 51H86V50H84ZM104 51V50H103ZM136 51H139V49L138 50H136ZM143 51V50H142ZM142 51L139 53V52H137V53H139V55H141L142 56ZM152 51H159V50H151V51H149V53H150V56H153V55H155V54H157V53H155V54H153V55H151V52ZM177 51V50H176ZM23 52L24 51H22V54H23ZM26 52V53H27ZM57 52V51H56ZM63 52V53H64ZM67 52H68V49H67ZM71 52V51H70ZM88 52H89V50H88ZM93 52V51H92ZM94 52H96V50H94ZM119 52L121 53V51H120V49H119ZM146 52V51H145ZM144 52V53H145ZM163 52V51H162ZM179 52V54H177L178 56H180L182 53L181 52H183V51H178ZM3 53V52H2ZM61 53V52H60ZM59 53V54H60ZM62 53V55H64ZM79 53V52H78ZM100 53V52H99ZM110 53V54H109ZM114 53V52H113ZM164 53H166V52H164ZM169 53H170V51H169ZM171 53H173V51H171ZM171 53L169 54V56H171ZM181 53V54H180ZM25 54V53H24ZM33 54V53H32ZM59 54H56L57 56L59 55ZM82 54V53H81ZM92 54V53H91ZM94 54V53H93ZM92 54V55H93ZM105 54V52H104V55L103 56H105L106 55ZM146 54V53H145ZM160 54V53H159ZM174 54V53H173ZM176 54V53H175ZM30 55V54H29ZM55 55V56H56ZM61 55V56H62ZM85 55H87V54H85ZM106 56V58H102V60L100 61V63L98 64L99 65V70L98 71H104V69H105V67L106 66H108L109 65V63L110 62H113V60L115 59V58H117V57H115V56ZM116 55V54H115ZM117 55H119V54H117ZM162 55V54H161ZM161 55H159V56H161ZM164 55V54H163ZM167 56H168V53L166 54ZM165 55V56H166ZM177 55H174V56H176V57H178ZM73 56H75V55H73ZM73 56H71V57H73ZM91 56V55H90ZM101 56V55H100ZM145 56V55H144ZM147 56V55H146ZM156 56V55H155ZM158 56V58H160ZM184 56V55H183ZM33 57V56H32ZM94 57H95V55H94ZM93 57V58H94ZM122 57H124V55L122 56ZM130 57V56H129ZM133 57V56H132ZM182 57V56H181ZM31 58V57H30ZM59 58V57H58ZM74 58V57H73ZM101 58V57H100ZM134 58V57H133ZM148 58V57H147ZM162 58H164V56L162 57ZM165 58H167V57H165ZM173 58V57H172ZM175 58V57H174ZM71 58H68L67 59V62H68V60L69 61H71L70 60ZM95 59H96V57H95ZM95 59H93L94 61V65L96 64L95 63ZM97 59H99V58H97ZM119 59V58H118ZM131 59V58H130ZM149 59V58H148ZM182 59V58H181ZM187 59V58H186ZM258 60H259V58H257ZM58 60V59H57ZM115 60H117V59H115ZM129 60V59H128ZM150 60V59H149ZM152 60V59H151ZM157 60H159V59H157V57H156V60L155 61H157ZM162 61H163V59H161ZM160 60V61H161ZM167 60V59H166ZM171 59H169V60H167L168 62L170 61ZM175 60V59H174ZM97 61V60H96ZM122 61V63H123V60H122V58H121V60H120V62ZM152 61H154V60H152ZM151 61V62H152ZM154 61V62H155ZM159 61V62H160ZM172 61L173 60H171V66H173L174 65V68H175V64L177 63V62H175V61H177V59L175 60V61H173L174 62V64L172 63ZM184 61V60H183ZM17 62H19V61H17ZM61 62V61H60ZM92 62V63H93ZM119 61L118 62H114V63H120ZM134 62V61H133ZM136 63H137V61H135ZM150 62V61H149ZM167 62V63H168ZM261 62V61H260ZM30 63V62H29ZM130 63V62H129ZM166 63V62H165ZM259 63V62H258ZM264 63V62H263ZM11 64V63H10ZM18 63H15L14 65L16 66ZM54 64V63H53ZM63 65L65 64V62L64 63H62ZM113 64V63H112ZM121 64V63H120ZM133 64V63H132ZM131 64V65H132ZM135 64V63H134ZM148 62H146V64L145 63H143V66L145 65H147L146 67H148ZM152 64V63H151ZM154 64H156V63H154ZM173 64V65H172ZM260 64H262V62L260 63ZM21 65V64H20ZM55 65V64H54ZM69 65H70V62H69ZM93 65V66H94ZM121 65H123V64H121ZM121 65H117L118 66V68H119V66H121ZM127 65V62L125 63V61H124V67ZM150 65V64H149ZM178 65H179V63H178ZM4 66H6V65H4ZM4 66H2V67H4ZM73 66V65H72ZM128 66V65H127ZM144 66V67H145ZM155 65H153V67H154ZM161 66V65H160ZM163 66V65H162ZM165 66V65H164ZM250 66V65H249ZM257 66V65H256ZM261 66L262 65H260L259 67L261 68ZM264 66V65H263ZM9 67V66H8ZM12 67V66H11ZM17 67V66H16ZM52 67V66H51ZM69 67V66H68ZM98 67V66H97ZM108 67H113V69L112 70H115V68H114V65H109ZM115 67H116V64H115ZM144 67H142L141 68V70H143V68ZM157 67V66H156ZM156 67H154V68H156ZM14 68V67H13ZM18 68V67H17ZM118 68H116V69H118ZM123 68V67H122ZM150 68V67H149ZM163 68V67H162ZM167 68V67H166ZM172 68V67H171ZM173 68V69H174ZM180 68V67H179ZM185 67H182V68H180L179 70H177V71H180L179 72V74H184V73H186L187 72V69H184ZM263 68V67H262ZM1 69V68H0ZM2 69H4V68H2ZM24 69V68H23ZM62 69H63V67H62ZM67 69V68H66ZM74 69H75V67H74ZM124 69V68H123ZM127 69H129L128 67L126 68L125 67V70L127 71ZM145 70H146V68H144ZM156 69H158V68H156ZM160 69V68H159ZM169 69V68H168ZM178 69V68H177ZM229 69V68H228ZM248 69V68H247ZM252 70H254V72H255V70H256V68H251ZM5 70H7L6 68H5ZM72 70H73V68H72ZM91 70H92V68H91ZM110 70V69H109ZM108 69H107V71H109ZM111 70V71H112ZM120 70V69H119ZM119 70H117V71H119ZM124 70V71H125ZM131 71H132V69H130ZM155 70V69H154ZM161 70V69H160ZM249 70V69H248ZM257 70H258V68H257ZM256 70V71H257ZM32 71V70H31ZM64 71V70H63ZM68 71H69V69H68ZM95 71H96V69H95ZM95 71H94V73H95ZM116 71V70H115ZM117 71L116 72H114L113 71V73L111 72V74H114V73H116V74H118L117 73ZM121 71H123V70H121ZM152 71V70H151ZM237 71V70H236ZM245 71V73H247L246 72V69L244 70ZM4 72V71H3ZM66 72V71H65ZM148 72V71H147ZM154 72V71H153ZM158 72V74H159V72L161 73V75L163 74V69L161 70V71H157ZM166 72V71H165ZM164 72V73H165ZM193 72V73H192ZM249 72H251L250 70H249ZM253 72V71H252ZM18 73V72H17ZM31 73H33V72H31ZM62 73V72H61ZM67 73V72H66ZM92 73V72H91ZM94 73H93V75H94ZM108 73V72H107ZM109 73H110V71H109ZM121 73V72H120ZM119 73V74H120ZM142 73V72H141ZM145 73H146V71H145ZM148 73H151V72H148ZM148 73L146 74V75H148ZM169 73H171V72H169ZM228 73L230 74V72H229V70H228ZM236 73H238V72H236ZM259 73V72H258ZM5 74H7V72L5 73ZM27 74V73H26ZM111 74H109V76H112ZM140 74V73H139ZM139 74L137 75L138 77H139ZM158 75L157 73H155L154 72V75ZM175 74V73H174ZM240 74H241V70H240ZM240 74H238V76L240 75ZM254 74V73H253ZM257 74V73H256ZM1 75V74H0ZM34 75V74H33ZM37 75V74H36ZM68 75V74H67ZM91 75V74H90ZM122 75V74H121ZM120 75V76H121ZM141 75V74H140ZM155 75V76H156ZM175 75H177V73L175 74ZM244 75V74H243ZM248 76L250 75V73L249 74H247ZM11 76V75H10ZM9 76V77H10ZM62 76V75H61ZM88 76V75H87ZM107 77V78H111V77ZM117 76V75H116ZM124 76V75H123ZM122 76V77H123ZM151 75H149L148 77H150ZM153 76V75H152ZM167 76H169V78H170V74L169 75H167ZM178 76V75H177ZM235 76V75H234ZM233 76V80H237V78L235 79V77ZM254 76V75H253ZM13 77H14V75H13ZM31 76H30V74H29V78H30ZM38 77V76H37ZM36 77V78H37ZM91 77V76H90ZM89 77V78H90ZM114 77V76H113ZM118 77V76H117ZM121 77V78H122ZM141 77V76H140ZM147 76H144V78L146 79V78H148ZM158 78H159V76H157ZM164 77V76H163ZM174 77V76H173ZM176 77V76H175ZM241 77V76H240ZM239 77V78H240ZM3 78V77H2ZM86 78H88V77H86ZM98 78V77H97ZM101 78V77H100ZM106 78V79H107ZM141 78H143V75H142V77ZM160 78H161V76H160ZM159 78V79H160ZM165 78V77H164ZM183 78V77H182ZM232 78V77H231ZM238 78V79H239ZM61 79H62V77H61ZM84 79V78H83ZM153 79H155L154 78V76H153V78L152 79H150V80H153ZM166 79V78H165ZM164 79V80H165ZM257 79V78H256ZM85 80V79H84ZM93 80V79H92ZM149 80V79H148ZM148 80H146L144 83H148L149 81ZM168 80V78L166 79V81ZM248 80V79H247ZM0 81H1V79H0ZM63 81H64V79H63ZM66 81H68V80H66ZM66 81H64V82H66ZM91 81V80H90ZM104 81V80H103ZM158 81V79H156V81L154 82V81H152V83L154 84V83H156ZM166 81H164V82H166ZM181 81V80H180ZM240 81V80H239ZM36 82V81H35ZM46 82V81H45ZM60 82V81H59ZM64 82H63V84H64ZM80 82H82V81H79V83ZM124 82V81H123ZM139 82L140 81H138V84H139ZM142 82H143V79H142ZM142 82H141V84H142ZM160 82V81H159ZM168 82H170L171 83V80H169ZM168 82H166V83H168ZM36 83H39V82H36ZM87 83V82H86ZM102 82H100V84H101ZM124 83H126V82H124ZM151 83V81L149 82V84ZM160 83H163V78H162V81L160 82ZM158 84V82H157V90H156V92H154L153 90H151V89H153L152 87H153V85H151V86H149L148 88L150 89V91H152V97H153V99H154V96H156L157 94H159V93H157V91L159 90L158 88H162L163 87V84ZM165 83V87H167L168 86V84H166ZM34 84V83H33ZM33 84H31V85H33ZM44 84V83H43ZM62 84V85H63ZM67 84H68V82H67ZM67 84H65V85H67ZM85 84V83H84ZM89 84V83H88ZM127 84V83H126ZM140 84V85H141ZM148 84V85H149ZM177 84H179V82L177 83ZM182 84H184V82L182 83ZM81 85V84H80ZM85 85H87V84H85ZM84 85V86H85ZM91 85L92 86H94V91H95V88H96V86L95 85H93L92 83H91ZM144 85V84H143ZM141 85L143 88H144V86H146V85ZM180 85V84H179ZM197 85V86H196ZM38 86V85H37ZM43 87H44V85H42ZM82 86V85H81ZM124 86H127V85H124ZM123 86V87H124ZM140 86V87H141ZM155 86V85H154ZM159 86H161V87H159ZM243 86V85H242ZM79 87V86H78ZM156 87V86H155ZM164 87V88H165ZM182 87V86H181ZM227 87V86H226ZM225 87V88H226ZM23 88V87H22ZM30 88V87H29ZM29 88H28V90H29ZM67 88V87H66ZM90 88H91V86H90ZM93 88V87H92ZM146 88V87H145ZM164 88L162 89V91H164ZM187 88V87H186ZM224 88V89H225ZM73 89H74V87H73ZM80 89V88H79ZM149 89H145V90H148L149 91ZM246 89V88H245ZM82 90V89H81ZM85 90V89H84ZM138 90V89H137ZM186 90V89H185ZM228 90V89H227ZM230 90V89H229ZM242 89H240V91H241ZM40 91V90H39ZM43 91H45V89L43 90ZM93 91V92H94ZM183 91V90H182ZM246 91V90H245ZM74 92V91H73ZM80 92V91H79ZM82 92V91H81ZM80 92V94H82L83 92H85V91H83L82 93ZM91 92H92V90H91ZM90 92V93H91ZM133 92V91H132ZM135 92V91H134ZM145 92V91H144ZM153 92L155 93V95L153 96ZM196 92H197V90H196ZM76 93V92H75ZM74 93V94H75ZM157 93V94H156ZM167 94H168V92H166ZM27 94V93H26ZM25 94V95H26ZM42 94H45V92L44 93H42ZM84 94H87V92H85ZM133 94V93H132ZM144 94V93H143ZM148 94H149V92H148ZM171 94V93H170ZM184 95H185V93H183ZM197 94V93H196ZM28 95V94H27ZM41 95V94H40ZM63 95H65V94H63ZM83 95V94H82ZM238 95H239V93H238ZM66 96H68V95H66ZM74 95L72 94L69 98H71V99H68V100H71L72 101V99H74V97H73ZM141 96H142V94H140V99H142L141 98ZM164 96H165V94H164ZM168 96H170V95H168ZM168 96H165L166 97V99H168V101L171 99V97L173 98V95L171 96V97H169V98H167ZM180 96V95H179ZM194 96V95H193ZM33 97V96H32ZM47 97V96H46ZM62 97H64V96H62ZM73 97V98H72ZM83 97V96H82ZM145 97V96H144ZM176 97V96H175ZM29 98V97H28ZM38 98H41L40 96L38 97ZM84 98V97H83ZM150 98V97H149ZM159 98H160V95H159ZM179 98V97H178ZM188 98V97H187ZM186 98V101H185V99L184 98H182V99H184V102L185 103H182L183 105H187V101H188V99ZM232 98V97H231ZM42 99V98H41ZM62 99V101H63V98H61ZM61 99H60V102L62 103V101H61ZM132 99H134V98H132ZM139 99V100H140ZM147 99V98H146ZM175 99V102L177 101L176 99L177 98H174ZM181 99V98H180ZM229 99V98H228ZM30 100V99H29ZM47 100V99H46ZM75 100V99H74ZM79 100H81V99H78V101ZM150 100H152V98L150 99ZM150 100H148V103H149V101ZM28 101V100H27ZM33 101V100H32ZM43 101H45V100H43ZM67 101V100H66ZM147 101V100H146ZM167 101V100H166ZM165 101V102H166ZM26 102V101H25ZM24 102V103H25ZM34 102V101H33ZM39 102H41V101H39ZM64 102H65V100H64ZM80 102V101H79ZM139 102V101H138ZM152 101H150V103H151ZM154 102H155V99H154ZM163 102V101H162ZM181 102V101H180ZM34 103H37V102H34ZM58 103V102H57ZM56 103V104H57ZM70 103V102H69ZM160 103V102H159ZM131 104H132V101H131ZM134 104H135V101H134ZM133 104V105H134ZM33 105H35V104H32L31 106H33ZM54 105V104H53ZM63 105H65V107H66V105L67 104H63ZM62 105V106H63ZM70 105V104H69ZM72 105V104H71ZM70 105V106H71ZM137 104H135V106H136ZM154 105V104H153ZM152 105V106H153ZM166 105V104H165ZM170 105V104H169ZM168 105V106H169ZM177 105V104H176ZM61 106V107H62ZM68 106V105H67ZM138 106V105H137ZM149 106V105H148ZM147 105H143V108H149ZM167 106V105H166ZM168 106H167V108H168ZM264 106V105H263ZM22 107V106H21ZM28 107V106H27ZM52 107V110H51V112H54V111H56L55 113L56 114H58L59 112V110L57 111V110H53V106H51ZM55 107H57V109L59 108V105L58 106H55ZM129 107H130V105H129ZM131 107H132V105H131ZM170 107V106H169ZM178 108H179V104H178V106H177ZM28 108H32V107H28ZM33 108H34V106H33ZM67 108H70V107H67ZM73 108H75V107H73ZM133 108H134V106H133ZM137 108V107H136ZM138 108H139V106H138ZM142 108V107H141ZM140 108V111L142 110ZM22 109H23V107H22ZM51 109V108H50ZM56 109V108H55ZM62 109V108H61ZM131 109V108H130ZM156 109V108H155ZM170 109V108H169ZM177 109V108H176ZM175 109V111L177 112V110ZM29 110V109H28ZM35 110V109H34ZM33 110V111H34ZM68 110V109H67ZM71 110H73L74 111V109H71ZM151 110V109H150ZM17 111H19L18 109H17ZM29 111H32V110H29ZM63 111H64V109H63ZM70 111V110H69ZM73 111H72V113H73ZM134 111V110H133ZM27 112V111H26ZM58 112V113H57ZM154 112H157L156 110L155 111H153V113ZM168 112V111H167ZM166 112V113H167ZM28 113H30V112H28ZM27 113V114H28ZM34 113V112H33ZM46 113V112H45ZM49 113V112H48ZM55 113H53L54 115H55ZM62 113V112H61ZM64 113V112H63ZM141 113V112H140ZM150 113V112H149ZM163 113V112H162ZM165 113V114H166ZM169 113V112H168ZM225 112H223V115H225L224 114ZM60 114V113H59ZM58 114V115H59ZM137 114V112L135 111V114H133L134 116ZM151 114V115H150ZM149 115L151 116V118H152V113H150ZM176 114V113H175ZM3 115V114H2ZM21 115V114H20ZM29 115V114H28ZM33 115V114H32ZM132 115V116H133ZM149 115H148V117H149ZM166 115H168V114H166ZM22 116H23V113H22ZM46 116H48V115H46ZM69 116H70V114H69ZM191 116V115H190ZM227 115H225V117H226ZM26 117V116H25ZM24 117V118H25ZM50 117V116H49ZM48 117V118H49ZM58 117H60V116H58ZM155 118H157L156 116H154ZM152 118V120L153 121H151V123L152 124H154V123H156V122H154V120H155V118ZM165 116H163V118H164ZM172 117V116H171ZM47 118V119H48ZM52 117H50L49 119H51ZM55 118H56V116H55ZM63 118H64V116H63ZM128 118L129 117H127V119H125V120H127V123L126 124H128V122L129 123H131V124H133V126L135 125V122H131V120H128ZM146 118H147V116H146ZM146 118H144V119H146ZM165 118H167V116L165 117ZM165 118H164V120H165ZM189 119H191L190 117H188ZM6 119V118H5ZM19 119V118H18ZM26 119H27V117H26ZM48 119V121L49 122H51V120H49ZM66 119V118H65ZM64 119V120H65ZM136 119V118H135ZM134 119V121H136ZM137 119H138V121L137 122H142V120L143 119H141V121L139 120V116H137ZM149 119H150V117H149ZM149 119L147 118L146 120H148L149 121ZM168 119V118H167ZM208 119H210V118H208ZM216 119V118H215ZM215 119H214V122H215ZM218 119V118H217ZM20 120L22 121L23 119L22 118H20ZM16 121L17 123H14V125L15 124H19V122H21V121ZM61 120V121H60ZM59 121V123H57V124H61V122L63 121V119H60ZM169 120V119H168ZM167 120V121H168ZM183 120H186V118H184ZM196 120H198V118H196L195 117V121ZM207 120V119H206ZM205 120V121H206ZM211 120V119H210ZM210 120H208V121H210ZM6 121V120H5ZM10 121V120H9ZM39 121V120H38ZM47 121V122H48ZM143 121H145V120H143ZM156 121V120H155ZM187 121H188V119H187ZM191 121V120H190ZM199 121V120H198ZM201 121V120H200ZM207 121V122H208ZM213 121V120H212ZM23 122V121H22ZM43 122V125L44 126H46L44 123V121H42ZM46 122V123H47ZM147 122V121H146ZM207 122H203V123H207ZM214 122H212L213 124L212 125H215V123ZM5 123V122H4ZM165 123V122H164ZM208 123H210V122H208ZM40 124H42V123H40ZM142 124V123H141ZM211 124V123H210ZM226 124V123H225ZM9 125V124H8ZM14 125H12V126H14ZM129 125V124H128ZM155 125V124H154ZM196 125H197V123H196ZM2 126V125H1ZM38 126H39V124H38ZM38 126H37V128H38ZM53 126H55V125H53ZM53 126H51V127H53ZM60 126V125H59ZM141 126V125H140ZM4 127V126H3ZM47 127H48V125H47ZM123 127V126H122ZM126 127V130L129 128L130 129V127L131 126H125ZM128 127V128H127ZM264 127V126H263ZM9 128H13V127H9ZM9 128H8V130H9ZM34 128H35V126H34ZM56 128V127H55ZM132 128V127H131ZM153 128H155L154 126H153ZM2 129V128H1ZM6 129V128H5ZM36 129V128H35ZM54 129V128H53ZM139 129V128H138ZM152 129V128H151ZM263 129V128H262ZM3 130V129H2ZM7 129L5 130V134L6 133H8L9 131H8ZM11 130V129H10ZM42 130V129H41ZM43 130H45V129H43ZM47 130V129H46ZM126 130H125V133H126ZM158 130V129H157ZM8 131V132H7ZM34 131V130H33ZM139 131V130H138ZM138 131H135L136 132V135H137V132ZM153 131H154V129H153ZM156 131V130H155ZM47 132H49V131H47ZM52 132V131H51ZM130 132V131H129ZM132 132H134L133 130H132ZM256 132V131H255ZM35 133V132H34ZM44 133H46V131H44ZM44 133H42L41 135H44ZM122 133H123V131H122ZM124 133V134H125ZM131 133V132H130ZM173 133H175V132H173ZM178 133H180L179 131H178ZM118 134V133H117ZM123 134V135H124ZM132 134V133H131ZM255 134V133H254ZM37 135V134H36ZM36 135H34L33 134V137H32V139L34 138V136H35V138H36ZM50 135V134H49ZM148 135H149V132H148ZM174 135V134H173ZM172 135V136H173ZM258 135H260L259 137H256V139H255V137H254V139L252 140L253 142H252V145L251 144H248V145H246V147H248L249 149H248V152L246 151H244L245 153H247V154H245V156L244 155H242L243 156V158H241L240 156V159L238 160V166L237 167H235L234 168V170L233 171H236V172H234V173H236V177H238L239 176V178H242V177H244V176H242V174L244 175L245 173H251V172H253V171H255L259 166H261V164H263L264 163V129L262 130V132L260 133L259 132V134ZM40 136V135H39ZM48 136V135H47ZM114 136V135H113ZM133 136V135H132ZM145 136V135H144ZM147 136V135H146ZM117 137L119 138L120 136H118L117 135ZM116 137V138H117ZM202 137V136H201ZM114 138V137H113ZM144 137H142V139H143ZM188 138V137H187ZM190 138V137H189ZM205 139V138H204ZM2 140V139H1ZM31 140V139H30ZM36 140H37V138H36ZM36 140H35V142H36ZM102 140H104V139H102ZM106 140L107 139H105L104 141H105V144L104 145H108V143H110V142H112V141H114L115 142V138H114V140L111 138L110 140H112V141H108L107 142V144H106ZM118 140V139H117ZM117 140H116V142H117ZM139 140V139H138ZM197 141H198V139H196ZM4 141L6 142V139H4ZM4 141H2V142H4ZM34 141V139L32 140V142ZM41 141H43V140H41ZM101 141V140H100ZM103 141V142H104ZM143 141H144V139H143ZM142 140H140V143L141 142H143ZM186 141V140H185ZM5 142L3 143V145L1 146V143H0V148H1V150L0 151H2V147L4 146V144H5ZM30 142V141H29ZM34 142V143H35ZM37 142H39V141H37ZM36 142V143H37ZM114 142H113V144H109L110 146H112V145H114ZM119 142H121V141H119ZM123 142V141H122ZM195 142V141H194ZM246 142V141H245ZM187 143V142H186ZM196 143V142H195ZM194 143V144H195ZM198 143V142H197ZM25 144H28V142L27 143H25ZM24 143H23V145L21 146L23 149L25 148V147H29V146H25V147H23L24 145H25ZM96 144V145H95ZM94 144V146H93V148L92 149H94L96 146H97V144L99 145V142H97V143H95ZM138 144V143H137ZM192 144V143H191ZM29 145V144H28ZM101 143H100V146H98L99 148L101 147ZM104 145H102V146H104ZM108 145V146H109ZM188 145V144H187ZM8 146V145H7ZM6 146V147H7ZM30 146H31V144H30ZM108 146H106L107 148H109ZM116 146H117V144H116ZM184 146H185V144H184ZM188 146H193V145H188ZM245 146V145H244ZM20 147V148H21ZM37 147V146H36ZM105 147V146H104ZM182 147V146H181ZM8 148V147H7ZM27 148H26V150H27ZM32 148V150H34V147H31ZM90 148V147H89ZM98 148V149H99ZM122 148H124V150H125V145H123V147ZM183 148V147H182ZM191 148V147H190ZM241 148V147H240ZM243 148H245V147H243ZM101 149V148H100ZM111 149V148H110ZM115 149H116V147H115ZM174 149V148H173ZM188 149H189V147H188ZM187 148H186V150H188ZM3 150H4V148H3ZM13 150V149H12ZM20 150V149H19ZM19 150H17V151H19ZM25 150V149H24ZM32 150H31V153H32ZM102 150H103V147H102ZM102 150L100 151V152H102ZM105 151H106V149H104ZM127 150V149H126ZM125 150V152H127ZM182 150V149H181ZM237 150H238V147H237ZM9 151V149L7 150V152ZM23 151V150H22ZM88 151H89V149H88ZM91 151V150H90ZM105 151H103V153L105 152ZM123 151V150H122ZM21 152V151H20ZM106 152H108V151H106ZM129 152V151H128ZM151 152V151H150ZM178 152V151H177ZM189 152H190V149H189ZM235 152V151H234ZM233 152V153H234ZM1 153V152H0ZM14 153V152H13ZM25 153H26V151H25ZM28 153H30V151L28 152ZM30 153V154H31ZM99 153V152H98ZM109 153V152H108ZM123 153V152H122ZM240 153V152H239ZM243 153V152H242ZM7 154V153H6ZM16 154V153H15ZM15 154H14V156H15ZM18 154H19V152H18ZM22 154H23V152H21V156L19 157V158H22ZM101 153H99L98 154V156L99 157H97V158H100L101 159V155H100ZM105 155H106V153H104ZM121 154V153H120ZM125 155H126V153H124ZM128 154V153H127ZM237 154H238V152H237ZM10 155V154H9ZM25 155H27V154H25ZM173 156V154H170V156L169 157H171L172 158V156ZM179 155V154H178ZM236 155V154H235ZM241 155V154H240ZM18 156V155H17ZM97 156V155H96ZM104 156V155H103ZM147 157H149L148 155H146ZM165 156V155H164ZM177 156V155H176ZM180 156V155H179ZM184 157H185V155H183ZM182 156V157H183ZM150 157H151V155H150ZM236 157V156H235ZM16 158V157H15ZM24 158H26L25 156H24ZM106 157H103V159H105ZM146 158V157H145ZM144 158V159H145ZM173 158H175V157H173ZM238 158V157H237ZM12 159V158H11ZM17 159L18 158H16V161H17ZM149 158H147V160H148ZM13 160H15L14 158L12 159V161L11 162H14ZM19 160V159H18ZM21 160V159H20ZM19 160V161H20ZM96 160L97 159H95V163H94V165L97 163L96 162ZM146 160V159H145ZM196 160V159H195ZM202 160V159H201ZM107 161V160H106ZM105 161V162H106ZM223 161V160H222ZM18 162V161H17ZM26 161H25V159H24V163H25ZM92 162V161H91ZM103 163H104V161H102ZM217 162V161H216ZM4 163H6L5 161H4ZM9 163V162H8ZM15 163V162H14ZM27 163V162H26ZM63 164L64 162L62 161V162H60V164ZM178 163V162H177ZM10 164H12V163H10ZM10 164H8V166L10 165ZM22 164H23V162H22ZM59 164V165H60ZM91 164H92V166H91ZM214 164V163H213ZM221 164V163H220ZM237 164V163H236ZM14 165H16V164H14ZM93 165V163H90V165H88V167L90 166V170L89 169H87V171L89 170V171H91V169H92V167L94 166ZM97 165V164H96ZM4 165L2 164V166L1 167H3ZM6 166V165H5ZM24 166V165H23ZM46 166V165H45ZM201 166V165H200ZM7 167V166H6ZM12 166H10V167H8V168H11ZM15 167H17V166H15ZM59 167H61V165L59 166ZM58 167V168H59ZM100 167V166H99ZM57 168V169H58ZM228 168H230V167H228ZM25 169V168H24ZM43 169H44V167H43ZM42 169V170H43ZM233 169V168H232ZM231 168H230V171L232 170ZM199 170V169H198ZM201 170V169H200ZM40 171V170H39ZM39 171H37V172H39ZM45 171H46V169H45ZM86 171V173H88ZM225 171H226V169H225ZM229 171V172H230ZM232 171V172H233ZM0 172H2V170L0 169ZM7 172V171H6ZM24 172H26L25 170H24ZM197 172V171H196ZM40 174H41V171L39 172ZM38 173V174H39ZM116 173V172H115ZM11 175H12V172L10 173ZM38 174H36V175H38ZM45 174V173H44ZM195 174V173H194ZM227 174H229V173H227ZM227 174H225L226 176H227ZM230 174H231V172H230ZM230 174H229V177L227 178L226 176H224L223 178H224V180L226 181V179H227V181H230L231 179H229L230 178ZM35 175V176H36ZM238 175V176H237ZM261 175V174H260ZM3 176V175H2ZM40 176V175H39ZM234 176V177H235ZM240 176H242V177H240ZM8 177H10V176H8ZM42 177H43V175H42ZM41 177V178H42ZM195 177V176H194ZM226 177V178H225ZM232 177V176H231ZM233 177V178H234ZM236 177L234 178V180H233V178H232V180H233V182L235 181V179H236ZM10 178H12V177H10ZM13 178H15V175L13 176ZM38 178V177H37ZM41 178H39L40 180H41ZM216 178V177H215ZM34 179H36V178H34ZM38 179V180H39ZM108 179H111V178H109L108 177ZM114 179H115V177H114ZM130 179V178H129ZM217 179V178H216ZM229 179V180H228ZM9 180V179H8ZM7 180V181H8ZM12 180V179H11ZM222 180L223 179H221V181H220V179L219 180H217V181H219V182H222ZM237 180V182L240 180V179H236ZM246 180V179H245ZM20 181V180H19ZM45 182H46V179L44 180ZM105 181L107 182V181H109V180H106L105 179ZM104 181V183H105V185L107 186V183ZM115 181V180H114ZM10 181H8V182H6V183H9ZM12 182V181H11ZM43 182V181H42ZM42 182H41V184H42ZM82 182H83V180H82ZM112 182V181H111ZM196 182V181H195ZM215 182H216V180H215ZM224 182V181H223ZM232 182V181H231ZM1 183V182H0ZM26 183V182H25ZM47 183H48V181H47ZM126 182H124V184H125ZM208 182H206V184H207ZM225 183H228V184H230L229 182H225ZM1 184H3L4 185V187H5V185H7V184H5L4 182H2ZM11 184H13V182L11 183ZM11 184H8L6 187L8 188V186L9 185H11ZM27 184V183H26ZM216 184H218V182H216ZM216 184H214V183H212L211 182V188H210V191L211 192H214V193H212L213 195H215V194H217L218 196H219V198H221L220 200H223V198H224V196H225V194L224 193H226L227 194V192L229 193L230 191L228 190L227 192H224V190L226 189V188H228V187H223L222 185V183H220V184H222V185H220L219 184V186H217ZM232 184V183H231ZM230 184V185H231ZM24 185V184H23ZM22 185V186H23ZM50 185V184H49ZM54 185H56V184H54ZM77 185H78V183L77 184H75L74 185V187H76V189H78L79 188V185H78V188H77ZM127 185V184H126ZM128 185H129V183H128ZM208 185V184H207ZM206 185V187H204V189L205 188H207L208 186ZM213 185L215 186V187H213ZM225 185V184H224ZM229 185V187H232V185L230 186ZM2 186V185H1ZM17 186V185H16ZM27 186V185H26ZM25 186V187H26ZM42 186V185H41ZM83 186V185H82ZM112 186H114V185H112ZM204 186H205V184H204ZM217 186V187H216ZM220 186H222V189L224 188V190H220ZM226 186V185H225ZM25 187H21L20 188V191H21V189H24ZM111 187V186H110ZM110 187H109V189H110ZM126 187H128V186H126ZM144 187V186H143ZM185 187V186H184ZM213 187V188H212ZM241 188H242V186H240ZM45 188H48V187H45ZM44 188V189H45ZM54 188H55V186H54ZM57 188V187H56ZM186 188V187H185ZM235 188V187H234ZM243 188H244V185H243ZM6 189V188H5ZM9 189H12V187H10ZM65 190H66V188H64ZM64 189L62 190V191H64ZM72 189V188H71ZM70 189V190H71ZM118 189V188H117ZM212 189V190H211ZM232 189V188H231ZM230 189V190H231ZM8 190V189H7ZM16 190V189H15ZM43 190V189H42ZM79 190V189H78ZM185 190V189H184ZM208 190H209V187H208ZM208 190H206V192L208 191ZM227 190V189H226ZM1 191H2V189H1ZM26 191H27V189H26ZM47 191H48V189H47ZM50 191H52V190H50ZM203 191V190H202ZM223 191V192H222ZM42 192V191H41ZM73 192H75V190L73 191ZM115 192V191H114ZM121 192H122V190H121ZM211 192H209V193H211ZM219 192V193H218ZM237 192V191H236ZM244 192V191H243ZM47 193V192H46ZM52 193H53V191H52ZM56 193H57V191H56ZM66 193V192H65ZM69 194L71 193V195L73 196L74 194H72V192H68ZM67 193V194H68ZM120 193V192H119ZM123 193V192H122ZM221 193V194H220ZM238 193V196H239V194H241V193H239V192H237ZM236 193V194H237ZM259 193V192H258ZM19 194L20 195H22L20 192H19ZM51 194V193H50ZM81 194V193H80ZM208 194V193H207ZM234 194H235V192H234ZM245 194V193H244ZM14 195H15V193H14ZM24 195V194H23ZM27 195V194H26ZM36 195V194H35ZM41 195V194H40ZM61 195V194H60ZM181 195V194H180ZM206 195V194H205ZM212 195V198H210V195H208V197H207V195L206 196H204V197H207V200H199L198 201V203L200 204V206H202L201 208V211H203L204 213H205V210H206V212H207V214L209 213V211H210V206H211V208H212V206L214 205V202H216L214 199L215 198H213V197H215V196H213ZM216 195V198H218V196ZM13 196V195H12ZM16 196H17V193H16ZM46 196H47V194H46ZM66 196V195H65ZM64 196V197H65ZM68 196V195H67ZM117 196V195H116ZM199 196V195H198ZM234 196V195H233ZM232 196V198H233V200H235V196L233 197ZM238 196H237V201H239V199H242L243 198V196L241 197V196H239V198H238ZM55 197V196H54ZM62 197L63 196H61L60 197V200L61 201H56L57 203H61V202H63L62 200L63 199H68L67 197H65V198H63L62 199ZM179 198H180V196H178ZM241 197V198H240ZM117 198V197H116ZM200 198V197H199ZM213 199L214 200V202L213 201H211L210 199ZM218 198V199H219ZM21 199H22V197H21ZM26 199V198H25ZM42 199H44V198H42ZM41 199V200H42ZM54 199V198H53ZM53 199H52V203H53ZM77 199V198H76ZM107 199H110V198H107ZM3 200V199H2ZM32 200V199H31ZM111 200V199H110ZM109 200V201H110ZM163 200V199H162ZM175 200V199H174ZM174 200H173V202H174ZM209 200H210V202H209ZM233 200H231V201H233ZM34 201H35V199H34ZM248 201V200H247ZM5 202H7V201H5ZM4 202V203H5ZM13 202V201H12ZM18 202V201H17ZM16 202V203H17ZM27 203H28V201H26ZM33 202V200L32 201H29V204L30 203H32ZM45 202V201H44ZM43 202V203H44ZM56 202H55V205H53L52 207H50L51 209H54V207H55V209H57L58 210V208L56 207L57 205H56ZM112 202V201H111ZM115 202V201H114ZM140 202V201H139ZM162 202V201H161ZM165 202V201H164ZM163 202V203H164ZM197 202V201H196ZM213 202V203H212ZM221 202V201H220ZM11 203V202H10ZM47 203V202H46ZM49 203H50V200H49ZM51 203V204H52ZM71 203V202H70ZM34 204V203H33ZM105 204V203H104ZM140 205H141V203H139ZM210 204H212V205H210ZM241 204V203H240ZM137 205V204H136ZM135 205V206H136ZM164 205V204H163ZM191 205H193V204H191ZM194 205H195V203H194ZM194 205H193V207H191L192 209H194ZM224 205V204H223ZM252 205L253 206H258V205H264V196L260 199V200H255V201H253L252 200ZM29 206H31V205H29ZM161 206V205H160ZM165 206H166V203H165V205L163 206L164 208H165ZM228 206V205H227ZM226 206V207H227ZM134 207V206H133ZM141 207V206H140ZM171 207V206H170ZM176 207H177V205H176ZM199 207V206H198ZM198 207H197V209H198ZM47 209V211H51V209ZM173 208V207H172ZM196 208V207H195ZM64 209V208H63ZM108 209V208H107ZM163 209V208H162ZM191 209V210H192ZM194 210V216H195V213H198V210H199V212H200V207H199V209L198 210ZM250 209H252V208H250ZM49 211V212H50ZM193 211V210H192ZM191 211V212H192ZM197 211V212H196ZM230 211V210H229ZM235 211H238V210H234V213H236ZM242 211V210H241ZM246 211V210H245ZM46 212V211H45ZM53 210H52V212H51V214L53 215ZM133 212V211H132ZM164 212H166V210H164L163 209V213ZM189 211L188 210H186L183 214H182V217L184 218V219H187L188 218V216H189V213H188ZM44 213V212H43ZM158 213V212H157ZM249 214H250V212H248ZM261 213V212H260ZM45 214L46 213H44L43 215L45 216ZM54 214H55V212H54ZM85 214V213H84ZM88 214H89V212H88ZM88 214H86V215H88ZM159 214L160 215H162L160 212H159ZM158 214V215H159ZM165 214V213H164ZM168 214V213H167ZM200 214H201V212H200ZM200 214H196V216H195V218L196 219H194V216H193V214H191L192 216H193V218H191L188 222H190L191 223V220H193L194 222L195 221H201V219H199V216H200ZM230 214V213H229ZM240 214V213H239ZM239 214H238V216H239ZM247 214V213H246ZM104 215V214H103ZM197 215H198V217H197ZM223 215V214H222ZM231 215V214H230ZM245 215V214H244ZM42 216V215H41ZM44 216H42V220L44 221V219L46 220V217L43 219V217ZM47 216H49L50 217V213H48V215ZM144 216V215H143ZM142 216V217H143ZM146 216V215H145ZM155 216V215H154ZM165 216V215H164ZM202 216L204 217V215L202 214ZM205 216H206V214H205ZM57 217V216H56ZM155 217H157V216H155ZM160 217V216H159ZM201 217V216H200ZM207 217V216H206ZM205 217V218H206ZM221 217H223V216H221ZM230 217H232V216H230ZM229 217V218H230ZM234 217V216H233ZM242 217V216H241ZM262 217V216H261ZM263 217H264V213H263ZM38 218H40V219H38ZM37 218V221L38 220H41V217H38ZM80 218H82V217H80ZM144 218V217H143ZM183 218H182V220L181 221H183L184 222V220H183ZM190 218V217H189ZM188 218V219H189ZM204 218V219H205ZM229 218H227L228 220H229ZM48 219V218H47ZM52 219V218H51ZM154 219V218H153ZM153 219H151L152 221H154ZM157 219L158 218H156V221H157ZM160 219V218H159ZM231 219V218H230ZM240 219V218H239ZM262 219V218H261ZM83 220V219H82ZM213 220V219H212ZM221 220V219H220ZM219 219H218V222L220 221ZM223 220V219H222ZM237 220V219H236ZM75 221V220H74ZM74 221H72V222H74ZM152 221H151V223H152ZM233 221V220H232ZM39 223L41 222V221H38ZM38 222H36V223H38ZM129 222H131V220L129 221ZM170 222V221H169ZM185 222H186V220H185ZM212 222V221H211ZM214 222H216L215 220H214ZM229 222V221H228ZM54 222H52V224H53ZM181 223V222H180ZM196 223V222H195ZM213 223V222H212ZM222 223H224V222H222ZM238 223H239V221H238ZM263 223V225L261 226V227H259V229L257 230V231H254L253 232V236H252V238H253V240L254 241H256V243H259V245H260V253H255L254 254V258L255 257H258L259 256V254H261V253H264V243H262L261 242V240H262V237H264V221L262 222ZM44 224V223H43ZM51 224V223H50ZM97 224H98V222H97ZM144 224V227L146 226V224L145 223H143ZM150 224V223H149ZM156 224V223H155ZM170 224H171V222H170ZM186 224V225H185ZM192 224V223H191ZM202 224V221L200 222V224H198V225H201ZM216 224H217V222H216ZM215 224V225H216ZM40 225V224H39ZM38 225V226H39ZM99 225V224H98ZM159 225V224H158ZM163 225V224H162ZM162 225H161V228H162ZM167 225H169L168 224V222H167ZM176 225H181V224H176ZM194 225V224H193ZM197 224H196V226H198ZM209 225V224H208ZM211 225V224H210ZM214 225V226H215ZM49 226V225H48ZM47 226V227H48ZM64 226H65V224H64ZM164 226H165V224H164ZM184 226H186V228L185 227H183V228H185L184 229V231H182V232H180V236H179V234H178V236H176L177 238H175L174 239V242H173V244H170V245H172V246H170V248H169V250L167 249V254L165 253V252H163V253H165L166 254V256H165V254H164V257L165 258H162L160 255V261H159V257H158V261H157V258L156 259H154V263H155V260L158 262H156L155 264H165V263H167L166 262V259L168 260V257L169 258H171L172 256H173V258L175 257V253H177L178 254V250H180L181 248H183L182 246H183V244L185 243V242H183V244L182 243H180V242H182L183 240H181L182 238L184 239V235H185V232H187V234L186 235H189V231L188 230H190L191 229V231H192V229L193 228H191V227H189V229L187 228L189 225H187V223H184ZM43 227V226H42ZM51 227V226H50ZM140 227H142L141 225H140ZM155 227V226H154ZM194 227V226H193ZM206 227H207V225H206ZM209 227V226H208ZM207 227V228H208ZM215 227H217V226H215ZM219 227V226H218ZM231 227V226H230ZM146 228V227H145ZM151 229H152V227H150ZM150 228H149V230H150ZM161 228H160V230H161ZM182 228V229H183ZM255 228V227H254ZM47 229V228H46ZM136 229V228H135ZM142 229V228H141ZM148 229V228H147ZM146 229V230H147ZM156 229V228H155ZM155 229H152V230H155ZM186 229H188V230H186ZM211 229H213V227L211 228ZM222 229V228H221ZM145 230V231H146ZM160 230H158V231H160ZM164 230V229H163ZM194 231H196L197 229H193ZM209 230V229H208ZM33 230H31V232H32ZM64 231V230H63ZM90 231V230H89ZM88 231V232H89ZM141 231V230H140ZM145 231H144V235H145ZM156 231V230H155ZM176 231V230H175ZM215 231V230H214ZM217 231V230H216ZM233 231V230H232ZM34 232H35V229H34ZM33 232V233H34ZM87 232V233H88ZM142 232V231H141ZM152 232V231H151ZM162 232V231H161ZM222 232V231H221ZM239 232V229H238V231H237V229H235L234 231H233V234H236V233H238ZM33 233H31V235H33ZM37 233H39V231L37 232ZM62 233H64V232H62ZM90 234H91V232H89ZM88 233V234H89ZM154 233V234H153ZM164 233V232H163ZM173 233H176V232H173ZM89 234V235H90ZM132 233H130V235H131ZM147 234H148V232H147ZM149 234H150V232H149ZM152 234L153 235H155V232L153 231L152 232ZM192 234V233H191ZM199 234V233H198ZM209 234V232L207 233V234H201V235H208ZM248 234V231H247V229H243V234H241V235H247ZM28 235V234H27ZM30 235V233H29V235L28 236H30L31 238H32V236ZM43 235V234H42ZM110 235V234H109ZM108 235V236H109ZM129 235V236H130ZM163 235V237H164V234H162ZM162 235H158V238H160L159 236H161V238H163L162 237ZM176 235V234H175ZM212 235H214V234H212ZM221 235H222V233H221ZM252 235V234H251ZM50 236H53V235H50ZM84 236H86V235H84ZM91 236V235H90ZM133 236V235H132ZM132 236H131V238H132ZM139 236H141V234L139 235ZM146 236H148V235H146ZM150 236V235H149ZM152 236V235H151ZM150 236V237H151ZM191 236V235H190ZM198 236V235H197ZM203 236L201 237V238H203ZM248 236H250V234H248ZM86 237H88V236H86ZM143 237V236H142ZM142 237H140V238H142ZM155 237V236H154ZM166 237V236H165ZM170 237V236H169ZM178 237H180V238H178ZM188 237V236H187ZM186 237V240H188V238ZM193 237V236H192ZM208 237V236H207ZM209 237H210V235H209ZM24 238V240L22 239V241L21 242H26V239L27 238H29V237H23ZM53 238H54V236H53ZM234 238H237L236 236H234ZM33 239V238H32ZM31 239V240H32ZM34 239H36V238H34ZM127 239V238H126ZM129 239H130V237H129ZM145 239H146V237H145ZM148 240H146V243H148L147 241H149V238H147ZM154 239V238H153ZM153 239H151V240H153ZM176 239H179L180 240V242H179V240H177L179 243H180V245H182V246H180L179 245V243H178V246H177V243H175L176 242ZM198 239V238H197ZM205 239H209V238H206L205 237ZM230 239V238H229ZM233 239V238H232ZM30 240V239H29ZM30 240V241H31ZM131 240V239H130ZM129 240V241H130ZM160 240V239H159ZM173 240V239H172ZM201 240H203V239H201ZM234 240H236V239H233V240H231V243H232V241H233V243H234ZM132 241V240H131ZM137 241V240H136ZM144 241V240H143ZM142 240H141V242H143ZM156 241V242H155ZM161 241H162V239H161ZM185 241V240H184ZM196 242L197 241H199L201 244L202 243H205V241L204 242H202V241H200V239L199 240H195ZM238 241V240H237ZM33 242V241H32ZM31 242V243H32ZM54 242V241H53ZM53 242H51V244L50 245H52L54 248L55 247H57L58 246V244H57V246H55V245H53ZM92 242V241H91ZM90 242V243H91ZM124 242V241H123ZM140 242V243H141ZM145 242V241H144ZM143 242V243H144ZM152 242H154L155 244H158V246H159V243H160V241H159V243H158V241H157V236H156V240L154 239ZM172 242V241H171ZM187 242V241H186ZM194 242V241H193ZM192 242V243H193ZM198 242V243H199ZM206 242H209V241H206ZM224 242V241H223ZM34 243V242H33ZM89 242H87V244H88ZM119 243V242H118ZM127 243V242H126ZM145 243V244H146ZM153 243V244H154ZM169 243V242H168ZM210 243V242H209ZM222 243V242H221ZM227 243H229V242H227ZM29 244V243H28ZM24 245V243H22V245H24L23 247H25V253H26V248H28L29 247V245ZM153 244H149L148 246H144V250H143V252H145L144 253V255H142V256H140L141 254H143L142 252L140 253V254H138L140 257H138L137 256V254L135 255V257H134V259L136 258V256H137V258H142L141 259V263L140 264H153V256L154 255H152L154 252H156L157 253V251L156 250H154V252L152 253L151 251H153ZM187 244V243H186ZM200 244V245H201ZM219 244V243H218ZM218 244H216V246L215 247H217L218 246ZM224 244V243H223ZM223 244L220 246L219 245V247H217L218 249L221 247H224L223 246ZM230 244V243H229ZM125 245H129V244H125ZM168 245V244H167ZM176 245V246H175ZM192 245H193V247H195L194 246V243L193 244H191V247H192ZM195 245H197V248L199 247V244H195ZM228 245V244H227ZM231 245V244H230ZM229 245V246H230ZM20 246V245H19ZM28 246V247H27ZM44 246H45V244H44ZM47 246V245H46ZM45 246V247H46ZM121 246V245H120ZM140 246H141V244H140ZM152 246V247H151ZM155 246V245H154ZM158 246H156V247H158ZM185 246V245H184ZM188 246H190L189 244H188ZM187 246V247H188ZM203 246H206L205 244L203 245ZM229 246H228V249H229ZM52 247V248H53ZM127 247V246H126ZM145 247H148V248H145ZM151 247V248H150ZM176 247H181L180 249L179 248H176ZM207 247H211V246H207ZM226 247L227 246H225V249H226ZM244 247V246H243ZM20 248V247H19ZM22 248V247H21ZM41 248V247H40ZM46 248H48V250H49V247H46ZM46 248L44 249V250H46ZM53 248V249H54ZM58 248V247H57ZM56 248V249H57ZM115 249H116V247H114ZM121 248H123V245H122V247ZM131 248V247H130ZM141 248H143V247H141ZM150 248V249H149ZM189 248L190 247H188V251H186L185 252V255L183 256V254H182V256H181V258H186L185 256H188L186 253H189L190 252V250L192 249V248H190V250H189ZM201 248V247H200ZM231 248H232V245H231ZM16 249H17V245H16ZM119 249V248H118ZM125 249V248H124ZM147 249H149V250H151V251H148ZM156 249V248H155ZM199 249V248H198ZM198 249H197V251H198ZM224 249V250H225ZM228 249H226L225 251H227ZM15 250V249H14ZM20 250V249H19ZM18 250V251H19ZM41 250H42V248H41ZM60 250V249H59ZM114 250V249H113ZM125 250H127V249H125ZM125 250H123V251H125ZM146 250L148 251L147 252V254H146ZM164 250H165V248H164ZM220 250V252H221V250H223V248L222 249H219ZM219 250H218V252H219ZM235 250V249H234ZM17 251V253H19ZM21 252L23 251V249L22 250H20ZM50 251H52V249L50 250ZM55 251V250H54ZM82 251V250H81ZM118 251V250H117ZM121 251H122V249H121ZM120 251V254L123 252H121ZM133 251V250H132ZM138 251H140L139 250V248H138ZM192 252H193V250H191ZM207 251V250H206ZM217 251V250H216ZM233 251V250H232ZM232 251H231V253H232ZM242 251V250H241ZM56 252V251H55ZM57 252H58V250H57ZM56 252V253H57ZM119 252V251H118ZM137 252V251H136ZM151 254H150V253ZM181 252H182V250H181ZM191 252V253H192ZM219 252V253H220ZM222 252H224V251H222ZM243 252V251H242ZM25 253H24V255H25ZM40 253H41V251H40ZM43 253V252H42ZM50 253V252H49ZM52 253H53V251L51 252V255H52ZM124 253V252H123ZM128 253V252H127ZM132 253V252H131ZM138 253V252H137ZM155 253V254H156ZM190 253V254H191ZM199 253V252H198ZM226 253V252H225ZM225 253H224V255H225ZM239 253V252H238ZM246 252H244V254H245ZM13 254H14V252H13ZM12 254V255H13ZM47 254H48V252H47ZM73 254V253H72ZM118 254V253H117ZM119 254V255H120ZM160 254V253H159ZM190 254H189V256H190ZM211 253L209 252V254H207V252H206V255L204 256V257H208L209 258V255H210ZM218 254V253H217ZM221 254V253H220ZM242 254V253H241ZM240 254V255H241ZM247 254V253H246ZM17 255V254H16ZM23 255V256H24ZM119 255H117V257H118V260H119V258L121 257V256H119ZM130 255V254H129ZM162 256H163V254H161ZM194 255H196V254H194ZM200 255V254H199ZM199 255L197 256V258L199 257ZM208 255V256H207ZM212 255V254H211ZM223 255V256H224ZM229 255V254H228ZM40 256V255H39ZM41 256H42V254H41ZM45 256H46V254H45ZM45 256H44V258H45ZM73 256V255H72ZM226 256H227V254H226ZM89 257H90V255H89ZM112 256H110V259H112L113 260V262L115 263L116 261H115V256L113 255V257L111 258ZM130 257V256H129ZM128 257V258H129ZM203 256H202V258H201V255H200V259L199 260H201V259H203L204 258ZM16 258H18V257H16ZM15 258V259H16ZM26 258V257H25ZM40 258V257H39ZM70 258H72V257H70ZM105 258V257H104ZM173 258H172V263H174V264H176V263H179V261L181 262L182 261V259H180V260H178L179 259V256H178V259L176 258V260H177V262L175 263V261L176 260H174L173 261ZM214 258H215V256H214ZM213 258V259H214ZM243 259H244V256L242 257ZM15 259H13V260H15ZM22 259V258H21ZM21 259H19V260H21ZM36 259V258H35ZM34 259V260H35ZM106 259V258H105ZM212 259V258H211ZM227 259V258H226ZM44 260V259H43ZM48 260V259H47ZM64 260V259H63ZM66 260V259H65ZM71 260V259H70ZM116 260H117V258H116ZM128 260V259H127ZM133 260V259H132ZM138 260H140V259H138ZM197 260V259H196ZM199 260H197V261H199ZM210 260V259H209ZM208 260V261H209ZM214 260H216V259H214ZM214 260H211V263H213L214 262ZM16 261H17V259H16ZM45 261V260H44ZM43 261V262H44ZM49 261H51V260H49ZM74 261V260H73ZM103 261H104V259H103ZM108 261V260H107ZM106 261V262H107ZM170 261V260H169ZM202 262L204 261V259L203 260H201ZM218 261H220V259L218 260ZM263 261V260H262ZM12 262V261H11ZM46 262V261H45ZM44 262V263H45ZM62 262V261H61ZM66 262V261H65ZM105 262V261H104ZM105 262V263H106ZM113 262H112V264H113ZM200 262V261H199ZM207 262V258H206V260H205V262H203L204 264ZM221 262V261H220ZM9 262H7V264H8ZM31 263V262H30ZM43 263V264H44ZM47 263H48V261H47ZM52 263V262H51ZM104 263V264H105ZM117 263V262H116ZM115 263V264H116ZM131 263H132V261H131ZM195 263V262H194ZM193 263V264H194ZM196 263H198V262H196ZM195 263V264H196ZM203 263H201V264H203ZM18 264H20V263H18ZM23 264V263H22ZM49 264V263H48ZM108 264H111L109 261H108ZM135 264H138L137 262L135 263ZM168 264V263H167ZM181 264V263H180ZM189 264H192L191 262H189ZM198 264H200V263H198ZM207 264V263H206ZM222 264V263H221ZM250 264H252L251 262H250Z\"/></svg>",
  "mask_w": 264,
  "mask_h": 264
},
{
  "label": "snow or ice",
  "instance_id": "snow-or-ice-1",
  "mask_svg": "<svg viewBox=\"0 0 264 264\" xmlns=\"http://www.w3.org/2000/svg\"><path fill=\"white\" fill-rule=\"evenodd\" d=\"M247 7L252 9H258L259 11V27L258 30L251 36L248 43L242 49V52L249 56H258L259 59L264 62V0H259V3L249 4ZM117 78L112 77L106 82H102L98 85L99 88H111L116 86ZM264 243V237L261 240ZM60 243L64 246H68L72 243V235L69 232L66 236L61 237ZM67 264H74V261H67Z\"/></svg>",
  "mask_w": 264,
  "mask_h": 264
}]
</instances>
